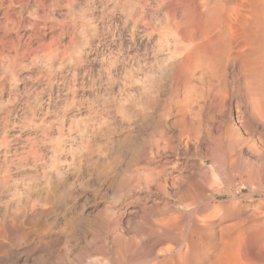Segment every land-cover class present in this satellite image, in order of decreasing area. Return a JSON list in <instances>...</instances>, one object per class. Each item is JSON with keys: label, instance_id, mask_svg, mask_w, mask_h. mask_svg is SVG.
<instances>
[{"label": "bare ground", "instance_id": "6f19581e", "mask_svg": "<svg viewBox=\"0 0 264 264\" xmlns=\"http://www.w3.org/2000/svg\"><path fill=\"white\" fill-rule=\"evenodd\" d=\"M19 1V2H18ZM28 1L29 0H10L9 1V3L8 4H6V2H5V0H0V43H3L2 45L3 46H0L1 47V49H0V58H2L3 56L4 57H6V59H8V61L10 62L11 60V63L12 62H17L16 63V65H14V63H9L8 64V66L7 65H5L4 67H7L6 69L7 70H11L12 68L14 69V67H25L26 68V66H28L29 64H27V63H24V61H25V57H27L28 55H31L33 52H35L36 50H39L40 48H38L37 47V45H35V44H33L31 41H28V39H29V37L26 39V41H24V43H22V41H21V39L23 38V34H20V33H16L15 32V30L20 26V23H24V21H23V13H24V9L26 8V7H29V5H30V3H28ZM44 1H46V0H33V5L31 6V7H33V12H29L30 14H32V15H34L33 13H34V11H37L41 6H43L44 5ZM54 0H51V2H49V3H52ZM57 1V0H56ZM60 1V0H59ZM91 1V0H90ZM108 1V0H107ZM106 1V2H107ZM124 1H126V0H124ZM130 1H132V0H130ZM136 0H133V3L135 2ZM155 1V0H154ZM159 1V0H158ZM157 1V2H158ZM55 2V1H54ZM65 3H66V1H64ZM99 2V1H98ZM109 2V1H108ZM111 2H112V0H111ZM120 2H121V4H122V0H113V7H118L119 6V4H120ZM129 2V0H127V2L126 3H128ZM137 2V1H136ZM151 1L150 0H142V2H141V0H139V2H137V4H136V6H139L138 8H139V10H136V9H129L130 10V13H131V11L132 12H134L133 10H135V11H137L136 13H135V18L133 17V15H131L130 13H129V10L127 9V12L132 16V18L133 19H135V20H133L134 22H132V30L134 31V29H136L137 28V24H138V22H139V20H143V22H144V24L146 23V26L147 25H149L150 26V24H151V22L150 21H148V20H146V21H148V23L145 21V19L148 17V16H146V18H145V14H147V13H149L148 12V7L149 6H151L152 4L150 3ZM20 4L21 6H20V10H15L14 9V6L16 7V6H18V5H15V4ZM47 3V2H46ZM49 3H47L48 5H49ZM60 3H63V0H61V2ZM60 3H58V4H60ZM68 3H69V1H68ZM71 3V2H70ZM69 3V4H70ZM130 3V5L131 4H133L132 2H129ZM129 3H128V6L130 7V5H129ZM125 4V3H124ZM157 4V3H156ZM46 5V4H45ZM55 5H57L56 3H55ZM63 5V4H62ZM71 5V4H70ZM123 5V4H122ZM127 5V4H126ZM160 5H161V7H164V12H162L161 13V17H160V19H159V28H157V27H151V29H148V31H149V33H147V32H145V31H147V30H143L145 33H147V34H149V35H151L152 37L154 36V35H159L160 36V38H161V41L159 42V43H163L164 42V44L165 43H167V47L166 48H162V49H160V50H162V51H158L159 53L161 52H165V51H167L166 49H168V47H169V41H173V44H172V42H171V44L172 45H174V47H173V49L174 50H170V51H173V52H171V53H173L172 55H168L166 52V55H164L165 57L164 58H162L159 62H158V64H157V62H155L154 60V62L157 64V65H155V66H157V69H156V71L154 70H152V69H155L154 68V66L152 67V71H149V69H148V72H152V73H150V74H148L146 77H144L146 80H145V82H146V84L145 83H143V84H145V85H143V88L141 89L142 90V93H141V95H140V97H141V101L140 100H138L139 102H135V103H139V106H141L140 104V102H142V105L145 107H143L144 109H147V108H151V107H153V108H155L156 107V103H157V101H158V98H159V95H158V93L157 92H159L160 90H162V88H163V86H164V83L165 82H163L164 80H166L167 81V83L169 84V86H168V84H166L167 86L166 87H169V88H167V90H168V92H166L165 93V95L166 96H164L165 98H166V100L164 99V101L162 102V103H164V104H162V106H160V111H161V114L159 115V118L157 119V117H155L157 120H155V121H151V123H152V125L150 126V124L148 123V122H150L149 121V118H151L150 117V115H151V113H150V111H148L147 112V110H146V112H144V109H142V108H140V110H136V107L134 106L135 105V103H133V102H131V103H133L134 105H133V107H132V109L135 107V110H131V109H129V111H128V109H127V105L125 104V105H123V102L121 103L122 104V106H120V107H116L115 105H113L111 102L110 103H108L109 102V96H108V98L109 99H107V97L105 96V94L107 95V93L108 92H110V91H108L109 90V87H108V85H109V83L108 82H110L109 80H108V77H106L107 76V74H106V76L104 77V79H106V80H108V85H106V87H108V89L106 90V91H108L107 93L106 92H103L104 90H105V88H103V94H101V93H99V94H101V96L102 97H104V98H102L101 99V96L99 97L102 101H104V99L106 98L107 99V101L105 100L104 101V103L106 102V108H107V105L108 104H111V107L112 106H115L116 108H117V110H116V108H115V110H116V113H117V111H118V113H120V116H121V118L122 119H120V120H122V121H124V119L126 118V117H129V118H126L125 119V122H126V120L127 119H129L130 121L132 120L133 121V119H130V117H132V118H134V117H136L137 116V118H138V116H140L141 117V120L144 122V120H146V119H148V122H144V123H146L145 124V126L147 125V123H148V125L150 126V129L152 130V133L153 132H157L158 134H159V138H158V143H153V144H155L156 145V149L155 150H153L154 149V146L152 147H150V145L152 144H150V143H145V142H139V143H137L136 142V144L134 145V147H132L133 149H132V151L134 150V152H132L131 154H133L134 153V155H135V161L137 162L136 164H138L139 166H138V169H137V172H138V174H135L136 172L135 171H133V172H135V173H133V174H135V175H137L138 176V180L140 179L139 177L141 176V171L142 170H148L147 172H149V176L147 175V173H143L142 175L144 176H148V177H146L147 179H148V181H149V186H148V189H149V191L150 192H152V185H154L155 184V186L156 187H164V188H169L170 189V191H173V188L176 186L175 185V181H174V169H176V168H178V175L180 176V178L177 180V181H179V180H181V181H183V182H189V181H192V183L194 184V185H196V186H198V187H200V185H202L203 183H206V182H208V180L206 181L204 178L206 177V176H208V177H210L209 176V172H212V173H218L219 175H223V173H225V171H224V169L225 168H223V159H225L226 158V156L227 155H229V154H231L229 157H231L232 156V154H233V152L235 153V152H237L236 151V149H238L239 147H236V143H234V141L236 140V136H237V134H239L241 131H239V126H240V124H245V123H251V124H253V126H255L254 127V129L257 127L258 129H261V131L263 130L264 131V100H260V99H262V98H264V96L261 98L260 96V92L262 91V90H259V91H257V88L255 87V85H254V83H256L254 80V76H256V78L258 77H263L264 78V0H160ZM159 5V6H160ZM51 6H53L52 4H51ZM64 6H65V4H64ZM67 6V5H66ZM125 6V5H124ZM127 6V7H128ZM135 6V7H136ZM43 7H45V6H43ZM43 7H41V8H43ZM50 7V6H49ZM53 7H57V8H59V7H61L62 8V6H53ZM112 7V11H114L113 9H115V8H113ZM120 7V6H119ZM134 7V8H135ZM156 7H157V9H155V10H160V9H158L159 7H158V5H156ZM160 7V8H161ZM30 8V7H29ZM60 8V9H61ZM102 8V7H101ZM125 7H123V9H124ZM133 8V7H132ZM45 9H47V8H45ZM122 9V8H121ZM125 9V10H126ZM146 9H147V11H146ZM152 9V8H151ZM162 9V8H161ZM41 10V9H40ZM49 10V9H48ZM106 10V9H105ZM154 10V9H153ZM153 10H151V11H153ZM51 11V10H50ZM61 11V10H60ZM124 11V10H123ZM150 11V10H149ZM40 11H38V13H39ZM44 12H45V10H44ZM47 12H49V11H47ZM57 12V11H56ZM59 12V11H58ZM122 12V11H121ZM147 12V13H146ZM154 12V11H153ZM161 12V11H160ZM159 11H158V13H160ZM37 13V12H36ZM35 13V15L36 16H38L37 14ZM50 13H52V12H50ZM49 13V14H50ZM53 13H54V10H53ZM60 13V12H59ZM79 13V12H78ZM115 13V12H114ZM45 14V13H44ZM48 13H46V15H47ZM133 14V13H132ZM154 14H156V12H154ZM46 15H45V17H46ZM52 15V14H51ZM124 15H125V13H124ZM129 15V17H131ZM150 15H151V17H153V15L150 13ZM25 16V15H24ZM53 16V15H52ZM154 16H156V15H154ZM39 17V16H38ZM49 17H50V15H49ZM48 17V18H49ZM54 17H55V15H54ZM126 17H127V14H126ZM128 18V17H127ZM131 18V19H132ZM154 18V17H153ZM150 19V18H149ZM156 19V18H155ZM24 20H25V18H24ZM28 20V19H27ZM150 20H152V19H150ZM154 20V19H153ZM153 20H152V23H154L153 22ZM26 21V20H25ZM29 21L30 20H28V23L26 24H23V26L24 27H27V26H29L30 27V24H29ZM84 21V20H83ZM130 21V20H129ZM128 21V22H129ZM69 22V21H68ZM75 22H77V21H75ZM87 22V21H86ZM126 22V21H125ZM141 22V21H140ZM143 22H141V23H143ZM150 22V23H149ZM155 22H156V20H155ZM30 23H31V21H30ZM79 23V22H78ZM84 23V22H83ZM83 23H80V24H82V26H80V28H77V29H82L81 27H84V26H86V25H84L83 26ZM89 23V22H88ZM87 23V24H88ZM131 23V22H130ZM157 23V22H156ZM19 24V25H18ZM29 24V25H28ZM32 24V23H31ZM77 24V23H76ZM79 24V25H80ZM33 26H34V24H32ZM31 25V26H32ZM79 25H77V26H79ZM89 25V24H88ZM92 25L93 24H91V30H92ZM131 25V24H130ZM143 25V24H142ZM153 25H155V24H153ZM74 26V25H73ZM95 26V25H94ZM149 26H148V28H149ZM24 27H23V29H24ZM89 27V26H88ZM103 27V26H102ZM22 28V27H21ZM33 28V27H32ZM138 28H139V26H138ZM137 28V29H138ZM147 28V27H146ZM27 29H28V27H27ZM30 29V28H29ZM66 29V28H65ZM69 29V28H68ZM68 29H66V30H68ZM76 28L74 27V30H75ZM89 28H87V30H88ZM131 29V28H130ZM18 30V29H17ZM85 30H86V28H85ZM140 30V28L138 29V31ZM58 31V30H57ZM69 31V30H68ZM83 31H84V28H83ZM143 31H142V33H143ZM13 32H15L16 33V36L15 37H12L10 34L11 33H13ZM20 32V31H19ZM25 32V31H24ZM29 32H30V30H29ZM79 32H82V30L81 31H79ZM86 32V31H85ZM90 32V31H89ZM95 32V31H94ZM141 32V31H140ZM26 33L28 34V32L26 31ZM32 33V32H31ZM83 33V32H82ZM82 33H81V35H82ZM87 33H88V31H87ZM91 33V32H90ZM132 33V32H131ZM145 33H143V34H145ZM33 34V33H32ZM35 34H36V32H35ZM34 34V37H39L40 36V34H36L35 35ZM76 34H78V33H75V35ZM133 34H135V32L133 33ZM15 35V34H14ZM30 34H28V36H29ZM80 35V36H81ZM42 36V35H41ZM54 36V35H53ZM86 36H87V34H86ZM159 36H158V38L157 39H159ZM8 37V38H7ZM30 37H31V35H30ZM33 37V36H32ZM72 37V36H71ZM75 37V36H74ZM73 37V38H74ZM82 37H84V33H83V36ZM132 37V39H133V36H131ZM135 37V36H134ZM156 37V36H155ZM155 37L153 38V39H155ZM26 38V37H25ZM41 38V37H40ZM43 38V37H42ZM42 38L40 39V40H42ZM76 38L77 37H75V40H76ZM88 38V37H87ZM86 38V39H87ZM91 38V37H90ZM6 39V41L8 40V43L6 42L5 43V40ZM31 39V38H30ZM29 39V40H30ZM34 39V38H33ZM83 39V38H82ZM86 39H84L83 41L84 42H87V40H89V38L86 40ZM156 39V40H157ZM40 40H38L39 41V43H42V42H40ZM53 39H51V41H52ZM21 41V42H20ZM38 41H36V42H38ZM43 41V40H42ZM50 41V40H49ZM72 41H74V40H72ZM77 41V40H76ZM75 41V42H76ZM91 41V40H90ZM134 42H135V40H133ZM133 41H131V42H133ZM139 41V40H138ZM17 42H19V43H21V45L23 44V46L21 47L22 49H20V48H18V46H16V44H17ZM44 42V41H43ZM52 42H54V41H52ZM74 42V43H75ZM78 42V41H77ZM76 42V43H77ZM158 41H156V44H159V43H157ZM6 44V45H5ZM7 44L8 45H10V46H7ZM33 44V45H32ZM55 44V42L53 43V45ZM85 43H83V45H84ZM148 44V43H147ZM152 44V43H151ZM34 45H35V47H34ZM41 44H39L38 46H40ZM42 45H45V42L42 44ZM46 45H48V44H46ZM45 45V46H46ZM86 45H88V42H87V44ZM162 45V44H161ZM19 46H20V44H19ZM44 46V47H45ZM56 51H60V47L58 48V46H59V44H57L56 43ZM75 46V45H74ZM79 46V45H78ZM77 45H76V47H78ZM159 46H160V44H159ZM163 46V45H162ZM161 46V47H162ZM36 47H37V49H36ZM41 48H42V46H40ZM52 46H49V48L47 49V50H49V51H47L48 53L50 52V48H51ZM55 48V47H54ZM54 48H52L53 50H54ZM57 48H58V50H57ZM80 48V47H79ZM79 48H77V49H79ZM156 48H159L157 45H156ZM170 48V47H169ZM73 49H75V47L73 48ZM81 49V48H80ZM54 50V51H55ZM82 50V49H81ZM81 50H79V51H81ZM169 50V49H168ZM54 51L52 52V55L51 54H49V55H51V56H53V53H54ZM76 53H78V50H74ZM38 52V51H37ZM50 52V53H51ZM63 51H61V53H62ZM74 52V53H75ZM168 52V51H167ZM36 53V52H35ZM35 53H33L32 54V56L34 55L35 56ZM47 53V54H48ZM55 53H57V52H55ZM127 53V52H126ZM158 53V54H159ZM169 53V52H168ZM109 54V53H108ZM164 54V53H163ZM57 55V54H56ZM110 55V54H109ZM162 55V54H161ZM33 56V57H34ZM38 56H40V55H38ZM37 56V57H38ZM60 56V55H59ZM59 56H57V57H59ZM29 57H31V56H28L27 57V59L29 58ZM33 57L32 58H29V59H33ZM37 57H34V59L32 60V63H34V61H37L38 59H37ZM41 57V56H40ZM47 57H48V55H47ZM50 57V56H49ZM48 57V58H49ZM62 57V56H61ZM64 57V56H63ZM63 57L61 58L62 60H63ZM113 58H115V56H112ZM42 59H45L46 58V56H45V58L44 57H41ZM41 58H40V60H41ZM51 58H56V56H53V57H50L49 58V60L48 59H45V61H43V60H41V61H43L44 62V65L46 66L47 64L45 63V62H50V59ZM65 58V57H64ZM78 58V57H77ZM99 58V57H98ZM4 59V58H3ZM27 59H26V61H27ZM0 60H2V59H0ZM18 60H20V62H18ZM47 60V61H46ZM61 60V61H62ZM69 60V59H68ZM111 60V59H110ZM113 60V59H112ZM116 60V59H115ZM25 61V62H26ZM39 61V60H38ZM40 61V62H41ZM53 61H55V59L53 60ZM125 61V60H124ZM40 62H38V63H40ZM51 62H52V60H51ZM51 62L48 64V67L47 68H49L50 70L51 69H53L54 68V66H52L54 63L52 62V64H51ZM57 62V61H56ZM59 62H60V59H59ZM58 62V63H59ZM153 62V63H154ZM0 63H2V62H0ZM65 63V62H64ZM70 64H71V61L69 62ZM111 63H113V62H110V66L112 65ZM139 63V62H138ZM36 64V63H35ZM35 64H33V65H35ZM57 64V63H56ZM115 64H117V62L116 63H114L113 65H115ZM128 64V63H127ZM19 65V66H18ZM39 65V64H38ZM42 65V64H41ZM44 65H42V68L41 69H43V67H44ZM60 65V64H59ZM64 65V64H63ZM74 65V64H73ZM77 65V64H76ZM106 65V64H105ZM112 65V66H113ZM136 65V64H135ZM14 66V67H13ZM31 66V65H30ZM29 66V67H30ZM57 66H58V64H57ZM67 66V65H66ZM65 66V67H66ZM112 66L111 67H109V64L107 65V70H108V67L110 68V69H112ZM116 66V65H115ZM125 66H126V62H125ZM125 66H124V68H125ZM137 66V65H136ZM34 67V66H33ZM40 67V66H39ZM55 67H56V65H55ZM60 66H58V68H59ZM75 67V66H74ZM114 67V66H113ZM128 67V66H127ZM127 67H126V69H127ZM133 67V66H132ZM17 68H15V70L17 71ZM62 68H64L62 65H61V68L60 69H62ZM76 68H78L77 66H76ZM87 68V67H86ZM129 68H130V66H129ZM134 68H136L135 66H134ZM5 69V68H4ZM24 69V68H23ZM28 69V67L26 68V70ZM31 69V68H30ZM40 69V70H41ZM45 70H46V67L44 68ZM59 69V70H60ZM74 69V68H73ZM115 69H116V67H115ZM133 69V68H132ZM137 69H138V67H137ZM139 69L141 70V68H140V66H139ZM138 69V70H139ZM20 70V69H19ZM22 70V69H21ZM49 70V71H50ZM106 70V72H109V71H107ZM129 70V69H128ZM134 70L135 69H133V71L132 70H130V72H134ZM16 71H13L12 70V72H13V75H15V77L14 78H16ZM24 71V70H23ZM43 71V70H42ZM51 71H53V72H55V69L54 70H51ZM58 71V70H57ZM62 71V70H61ZM111 71V70H110ZM116 71V70H115ZM118 71V70H117ZM137 71V70H136ZM134 72V74L135 73H137V72H139V71H137V72ZM145 72H147L146 70H144ZM2 72V71H1ZM3 72H4V70H3ZM3 72H2V74H3ZM40 72V71H39ZM45 72V71H44ZM44 72H43V74H44ZM77 72V71H76ZM145 72H144V74H145ZM147 72V73H148ZM6 73H8V74H10L9 72H7L6 71ZM19 73H20V71H19ZM18 73V74H19ZM41 73V72H40ZM46 73L49 75V76H47V77H50V74L48 73V71H46ZM51 73V72H50ZM61 73V72H60ZM74 73V72H73ZM115 73V72H114ZM118 73V72H117ZM126 73V72H125ZM129 72H127V74H128ZM1 74V75H2ZM17 74V75H18ZM52 74V73H51ZM56 74V73H55ZM54 74V75H55ZM63 74V73H62ZM112 74H113V70H112ZM116 74V73H115ZM119 74V73H118ZM118 74H116V75H118ZM133 74V73H132ZM133 74V75H134ZM138 74V73H137ZM252 74H254V75H252ZM0 75V79H1V76ZM7 75V74H6ZM45 75V74H44ZM75 75H76V73H75ZM74 74H73V77L72 78H74L73 80H77V78L75 79V76ZM82 75V74H81ZM129 75H130V73H129ZM146 75V74H145ZM145 75H143V76H145ZM4 76H5V73H4ZM8 76V75H7ZM10 76V75H9ZM38 76V75H37ZM57 76V75H56ZM62 76V75H61ZM98 76V75H97ZM109 76V75H108ZM113 76V75H112ZM127 76V75H126ZM10 77H12V74H11V76ZM20 77H21V75H20ZM32 77V76H31ZM31 77H28V78H31ZM45 79H46V77L45 76H43ZM42 77V78H43ZM63 77V76H62ZM111 77V76H110ZM115 77V76H114ZM114 77H111L113 80H114ZM135 77V76H134ZM138 76H136V78H137ZM14 78L13 79H10V80H14ZM34 78V77H33ZM32 78V79H33ZM39 78V77H38ZM37 78V79H38ZM130 78H132V77H130ZM140 78V77H139ZM139 78H137V79H139ZM17 79H19V76H18V78ZM16 79V80H17ZM62 79V78H61ZM103 79V80H104ZM110 79V78H109ZM112 79H110V80H112ZM115 79H116V77H115ZM133 80H134V78H132ZM262 79V78H261ZM2 80V79H1ZM4 80V79H3ZM16 80H14V81H16ZM33 80H35V79H33ZM41 80V79H40ZM48 80V79H47ZM46 80V81H47ZM62 80H64L65 81V79H62ZM69 80V79H68ZM80 80V79H79ZM102 80V81H103ZM105 80V81H106ZM140 80V79H139ZM258 80V79H257ZM5 81V80H4ZM13 81V82H14ZM105 81H103L104 83H106ZM115 82H116V80H114ZM259 81V80H258ZM1 82V81H0ZM16 82H18V81H16ZM20 82V81H19ZM73 82V81H72ZM77 82V81H76ZM103 82H101V83H103ZM134 82V81H133ZM139 82V81H138ZM263 82L264 81H262V84H263ZM15 83V82H14ZM48 83V82H47ZM52 83V82H51ZM50 83V84H51ZM96 83V82H95ZM1 84H4V83H1ZM17 84V83H16ZM49 84V83H48ZM98 84V83H97ZM97 84H95V85H97ZM99 84H100V82H99ZM112 84V83H111ZM113 84H114V82H113ZM135 84H137V83H135ZM258 84H260L261 85V83H259L258 82ZM7 85V84H6ZM53 85V84H52ZM51 85V86H52ZM74 85V87L77 85H75V83L74 84H72V86ZM102 85V84H101ZM100 85V86H101ZM141 85V86H142ZM3 86V85H2ZM109 86H111V85H109ZM123 86V85H122ZM121 86V87H122ZM125 86V85H124ZM123 86V87H124ZM140 86V87H141ZM256 86H259V85H256ZM263 87H264V85H262ZM261 86V87H262ZM14 87H15V84H14ZM33 87V86H32ZM96 87V86H95ZM102 87V86H101ZM105 87V86H104ZM120 87V88H121ZM122 87V88H123ZM139 87V88H140ZM260 87V86H259ZM262 87V88H263ZM16 88H18V87H16ZM76 88H77V86H76ZM98 88V87H97ZM112 88V87H111ZM110 88V89H111ZM120 88H118L119 90H120ZM261 88V89H262ZM3 89H4V87H3ZM2 89V90H3ZM26 89V88H25ZM49 89V88H48ZM71 89H73L72 91H74V89L75 88H71ZM71 89H70V91H71ZM114 89V88H113ZM17 90V89H16ZM28 90H29V88H28ZM31 90V89H30ZM67 90V89H66ZM96 90V89H95ZM100 90V89H99ZM122 91H123V89H121ZM136 90V89H135ZM140 90V91H141ZM1 91V90H0ZM15 91V90H14ZM18 91V90H17ZM64 91V90H63ZM76 91V90H75ZM112 91V90H111ZM114 91V90H113ZM40 92V91H39ZM42 92V91H41ZM50 92H51V90H50ZM49 92V93H50ZM57 92H59V91H57ZM56 92V94H60V93H57ZM77 92V91H76ZM95 92V91H94ZM98 92V91H97ZM100 92V91H99ZM161 93H163V91H160ZM259 92V93H258ZM2 93V92H1ZM19 93V92H18ZM25 93H27V95L29 94L27 91L25 92ZM67 93H68V90H67ZM66 93V94H67ZM75 93V92H74ZM112 93V92H111ZM119 93L121 94V92H118V95H119ZM124 93V91L122 92V94ZM133 93V92H132ZM132 93L130 92V93H124V94H129V96H130V100L132 99L131 98V96H134V95H132ZM134 93H137V90H136V92H134ZM133 93V94H134ZM264 92H261V94H263ZM17 94V93H16ZM32 94V93H31ZM36 94V93H35ZM35 94L34 95H28V98L29 99H31L32 98V96L34 97L35 96ZM39 93H37V95H36V98H37V96H39L38 95ZM66 94H65V97H70V96H66ZM69 94V93H68ZM67 94V95H68ZM113 95H115V94H117V93H112ZM111 94V95H112ZM121 94V95H122ZM131 94V95H130ZM19 95V94H18ZM26 95V94H25ZM41 95V94H40ZM62 95V94H61ZM60 95V96H61ZM64 95V94H63ZM77 95H78V93H77ZM109 95V94H108ZM139 94H137L136 96H138ZM162 95V94H161ZM57 96H59V95H57ZM75 96H76V93H75ZM75 96L73 95L72 97H74L73 98V100L72 101H70V103L69 104H67L66 106H65V104L63 103V105H64V108L66 109V111H68L67 110V108L69 109L70 107H72L74 104H77V103H75ZM85 96V95H84ZM88 96V95H87ZM123 96V95H122ZM122 96H119V98H118V100H120V102H121V98H123ZM127 96V95H126ZM17 97H19V96H17ZM91 97V96H90ZM90 97L89 98H86V100H90ZM93 97H94V94H93ZM93 97H92V99H93ZM97 97V96H96ZM97 97V98H98ZM111 97V99H113V96H110ZM116 97H118V96H116ZM128 97V96H127ZM126 97V98H127ZM163 97V96H162ZM15 98V97H14ZM27 100H28V98L27 97H25ZM54 98V97H53ZM61 98H62V96H61ZM77 99L78 98H80V97H76ZM85 98V97H84ZM96 98V99H97ZM98 98V99H99ZM135 98V97H134ZM260 98V99H259ZM65 99V100H64ZM63 99V101H65L66 102V98H64ZM69 99V98H68ZM76 99V100H77ZM82 99V98H81ZM123 99H125V98H123ZM122 99V100H123ZM128 99H129V97H128ZM138 99H139V96H138ZM15 100V99H14ZM27 100H25V104H27ZM36 100V99H35ZM42 100H43V98H42ZM69 100H71V99H69ZM79 100V99H78ZM77 100V101H78ZM85 100V99H84ZM83 100V101H84ZM126 100V99H125ZM124 100V101H125ZM136 100H137V97H136ZM17 101H19V99L17 100ZM31 101V100H30ZM37 101H38V99H37ZM36 101V102H37ZM47 101V100H46ZM68 101V100H67ZM80 101V100H79ZM83 101H81V102H78V103H83ZM95 101V100H94ZM100 101V100H99ZM112 101V100H111ZM128 101V100H127ZM132 101H133V99H132ZM35 102V103H36ZM42 102V101H41ZM45 102V101H44ZM53 102V101H52ZM69 102V101H68ZM97 102H98V100H97ZM113 102V101H112ZM119 102V101H118ZM120 102H119V104H120ZM126 102V101H125ZM32 104L31 102H28V104ZM90 103V102H89ZM88 103V104H89ZM93 101H92V105H87V108L86 107H84V108H86L85 109V112H80L79 114V118H77L76 117V112H77V109H81V108H77L76 109V112L74 113V115H75V118H77V119H72V118H69L68 116V118L69 119H72L74 122H73V124L75 123V121H80V125L82 126V124H83V126H82V128L84 129V132L86 131V133H84L85 135L87 134V136H88V138H91V139H86L85 140V138H84V140H85V142L82 140V139H80V138H78L77 136H75V138L77 137L78 139H80L81 141H82V145H81V147H77V145L79 144L78 143V141H80V140H78L77 139V143L78 144H74V147L76 146L77 147V149L79 150H75L74 149V147H72L74 150H72L71 148V150L74 152V153H76L75 155H76V161L78 160V162H79V164L80 165H82V164H84L85 165V167L86 166H91V165H93L94 164V166L93 167H95V165H96V163L99 161V160H103V157L105 158V157H110V156H112L111 157V159H110V161L108 160V158H107V160L108 161H106L107 162V164L105 165V163H104V169H103V174H104V176L102 175V177H104L105 179L107 178V181H109L111 178H112V176H111V174L113 173V171H114V168H115V165H116V163H118V162H120L119 160L120 159H124V157L123 158H121L122 156H123V153H124V146L126 145V143H127V141L130 139V136L132 137L134 134H132L131 132H134V130H135V127L138 125V123H135L134 121V123L133 124H137L136 126L134 125V126H132V124H128V122H127V129H130V130H128L129 131V133H131L132 135H123V134H126V133H123L122 132V130L121 129H123V128H125L126 126H125V124L123 125V126H125V127H123V128H121V126H114L115 127V129H114V127L112 128V130L114 129L115 131V134H119V138L120 139H118V137H116L115 139H117V140H114V141H111V139L110 138H108L107 136V138L108 139H110V140H108V139H106V140H108V141H99L98 142V140H97V138H98V136H100L101 134H102V136H100V138L101 137H104L103 136V133L107 130V127L109 126H107L106 125V123L105 122H108L107 124H110L112 121L111 120H113V118H111V119H109V117H111L110 116V114H109V112H107V113H104L105 112V110H106V108H105V106L104 107H102V105H101V107L103 108V109H100L101 107L99 106V109H98V106L97 105H100V104H98V103H96V101H95V103H96V106H97V108H96V106H94L93 105ZM94 103V104H95ZM100 103V102H99ZM104 103H102V104H104ZM113 103H115L116 104V102L114 101ZM127 103V102H126ZM128 103H130L129 101H128ZM41 104V103H40ZM119 104H117V106H119ZM1 105V104H0ZM33 105V104H32ZM45 105H46V103H45ZM54 105V104H53ZM60 105V104H59ZM77 105H79V104H77ZM85 104L83 105V106H86ZM129 105V104H128ZM23 106V105H22ZM21 106V107H22ZM34 106H35V104H34ZM33 106V107H34ZM37 106V105H36ZM40 106V105H39ZM39 106H37V108L39 107ZM56 106V105H55ZM54 106V107H55ZM62 106V105H61ZM61 106L59 107V109H62L61 108ZM81 106V105H80ZM79 106V107H80ZM109 106V105H108ZM124 106H126L125 108H124ZM129 106H131V105H129ZM23 107H26L25 105L23 106ZM22 107V108H23ZM33 107H29V106H27L26 107V109H23L22 111H23V113H21L22 115H23V117H21V115L19 116V117H21L22 119H21V121L23 120V125H21V123H19V125H21L22 126V129L23 128H26L25 126H24V124L26 125L27 124V126H28V128H29V125H31V123H32V121H33V118L34 117H36V115L38 114L37 112H36V108L35 109H32ZM58 107V106H57ZM63 107V106H62ZM74 107V106H73ZM77 107V106H76ZM110 107V106H109ZM110 107V108H111ZM20 108V107H19ZM18 108V109H19ZM53 108V107H52ZM52 108H51V106H50V102L48 103V105H47V107L45 108V109H41V111L42 110H44V112L42 113L41 111H39V112H41L40 114H41V116H42V119H41V124H38V123H34L35 125H39V127H38V129L39 130H41L42 132V134H43V136L42 135H40V136H42V137H44L45 139H46V137L47 138H49L50 136H52L55 132L58 134L59 133V135H60V132H61V128H58V127H62L63 125H64V123L65 122H63V121H65V120H62V119H65V117H66V115L65 114H61V116H59L58 115V117H59V121H61V122H58V124L57 125H60V126H56L57 128H58V132L57 131H53V133H52V127H54V125H56V124H53L54 123V121H56V119H53V120H51L50 118V120L49 119H47L48 118V116L49 115H51V113H53V111L54 110H52ZM56 108V107H55ZM55 108H53V109H55ZM105 108V109H104ZM113 108V107H112ZM112 108H111V111H113V113H115L114 111L115 110H112ZM131 108V107H130ZM21 109V108H20ZM58 109V108H57ZM58 109V110H59ZM71 109V108H70ZM139 109V108H138ZM35 110V111H34ZM72 110V109H71ZM103 110H104V112H103ZM109 110V109H108ZM108 110H106V111H108ZM130 110H131V112H130ZM74 111V110H73ZM82 111V110H81ZM35 112L37 113V114H35ZM62 112V111H61ZM61 112H59V113H61ZM18 113V112H17ZM56 113H58V112H56ZM58 113V114H59ZM67 113V112H66ZM69 113V112H68ZM78 113V112H77ZM115 113V114H116ZM39 114V115H40ZM43 114V115H42ZM105 114V115H104ZM155 114V113H154ZM72 115V114H71ZM114 115V114H113ZM16 116H17V114H16ZM56 116V115H55ZM55 116H54V118H55ZM3 117V116H2ZM18 117V116H17ZM38 117V116H37ZM40 117V116H39ZM66 117V118H67ZM114 118L116 117V115L115 116H113ZM119 117V116H118ZM52 118V117H51ZM57 118V117H56ZM101 119L102 120V122H103V124L101 123L100 124V120L98 121L97 119ZM106 118L108 119V121L106 120ZM38 119V118H37ZM68 119V120H69ZM94 119H96L97 120V122H99V124H100V126H103V125H105V126H107L106 127V130L103 132V133H101V129H100V131H97V132H100L101 134H98V133H96V130L98 129L99 130V128L97 127V128H95V126H94V128L96 129V130H94L93 129V127H92V129H90L91 127H89V126H91L92 124H95L96 126H97V122L96 123H91L90 122V125L87 127V123L89 122V121H93ZM117 119V118H116ZM115 119V120H116ZM136 119V118H135ZM134 119V120H135ZM47 120H49V122H52V126H51V124H49L48 122L46 123V121ZM71 120V121H72ZM95 120V121H96ZM111 122H110V121ZM129 120H127V121H129ZM136 120H138V119H136ZM153 120V119H152ZM20 121V120H19ZM35 121H37L36 119H35ZM39 121H40V119H39ZM38 121V122H39ZM118 121V123H116V121H113L112 122V126L114 125L113 123L115 122L116 123V125L117 124H119V120H117ZM121 121V122H122ZM130 121H129V123H130ZM131 121V122H132ZM139 121V120H138ZM57 122V121H56ZM63 122V124H62V126H61V124H59V123H62ZM77 122H76V125H77ZM81 122H83V123H81ZM110 122V123H109ZM124 122V123H125ZM71 124H72V122H70ZM33 124V123H32ZM79 124H78V126H79ZM123 124V123H122ZM139 124H141V122L139 123ZM143 124V123H142ZM84 125H85V128H84ZM120 125V124H119ZM246 125V124H245ZM248 125V124H247ZM250 125V124H249ZM21 126H19L20 128H21ZM24 126V127H23ZM32 126H34V125H32ZM32 126H30V127H32ZM77 126V128L78 129H75V130H80V128ZM80 126V127H81ZM99 126V127H100ZM129 126V127H128ZM140 125H138V127H139ZM143 126V125H142ZM252 126V125H251ZM65 127V126H64ZM104 127V126H103ZM110 127V126H109ZM108 127V128H109ZM34 128V127H33ZM71 127H69V129H70ZM102 128V127H101ZM137 128V127H136ZM141 128V127H140ZM140 128H138V129H140ZM253 128V127H252ZM257 128H256V130H257ZM36 129V128H35ZM37 129V130H38ZM69 129H67V130H69ZM82 129V130H83ZM142 129V128H141ZM19 130V129H18ZM24 130V129H23ZM28 130H30V128L28 129ZM57 130V129H56ZM74 130V128L71 130V131H73ZM111 129L109 130H107V132L108 131H112ZM124 130H126V129H124ZM143 130V129H142ZM141 130V131H142ZM64 131H65V128H64ZM64 131H62V132H64ZM102 131H103V129H102ZM238 131H239V133H238ZM249 131V130H248ZM259 131V130H258ZM61 132V133H62ZM74 132V131H73ZM106 132V133H107ZM114 132H112L111 133V135H112V138H113V136H114ZM18 133V132H17ZM16 133V134H17ZM20 133H21V131H20ZM38 133V132H37ZM37 133H35L36 135H37ZM40 133V134H41ZM50 133H52V135L50 134ZM55 133V134H56ZM65 133V132H64ZM78 132H76V134H77ZM82 133V132H81ZM89 133H90V135H89ZM123 133V134H122ZM151 133V132H150ZM260 133H262V132H260ZM19 134V133H18ZM17 134V135H18ZM22 134V133H21ZM21 134H19L18 135V138H20L22 135ZM49 134H50V136H49ZM66 134V133H65ZM65 134H63V136L65 135ZM70 134H71V132H70ZM73 134H75V132L73 133ZM75 134V135H76ZM79 134H80V132H79ZM83 134V135H84ZM105 134V133H104ZM110 134V133H109ZM108 134V135H109ZM136 134H138V132L136 133ZM135 134V135H136ZM264 134V133H263ZM5 135V134H4ZM16 135V136H17ZM21 135V136H20ZM96 135H98L97 137H96ZM106 135V134H105ZM121 135H123L122 136V138H121ZM38 136H39V134H38ZM55 136V135H54ZM54 136H52V139H53V137ZM61 136H62V134H61ZM59 137V136H56L55 138H57L58 137V139H60V138H63V137ZM67 136V135H66ZM73 136V135H72ZM71 136V137H72ZM81 136V135H80ZM79 136V137H80ZM91 136V137H90ZM144 136H146V135H144ZM154 136V135H153ZM15 137V136H14ZM23 137V136H22ZM21 137V139H23ZM31 137V136H30ZM35 137V136H34ZM37 137V136H36ZM65 137V136H64ZM68 137V136H67ZM84 137V136H83ZM148 137H149V135H148ZM148 137H146V138H148ZM151 138H152V140L154 139L155 140V138L154 137H152V136H150ZM149 137V138H150ZM157 137V136H156ZM238 138L239 137H241L240 135L239 136H237ZM69 138H70V135H69ZM75 138H73L72 137V139H71V143L74 141V139ZM136 138H137V136H136ZM141 138H144L143 136L141 137ZM263 138H264V136H263ZM6 139V138H5ZM20 139V140H21ZM52 139L50 140V138H49V140L52 142ZM57 139V140H58ZM114 139V138H113ZM134 139V138H133ZM140 139V138H139ZM138 138H137V140H139ZM18 140V139H17ZM19 140V141H20ZM25 142L24 141H22L23 143L20 145V143L18 144V145H20L19 147H16V148H13L14 149V151H13V153H11V151H9L7 148H9L10 147V145H9V147H7L8 145H6V153L5 154H8L9 155V153L12 155H14V156H12V157H14L13 159H12V157L10 158V159H8L7 157H5V159H6V162H5V164H4V166H2V168L4 169L3 171H4V173H5V175H4V182L5 183H7L9 180L8 179H10V178H8V177H11L10 176V171H12V169H11V165H17L18 167L20 166H22L23 167V165L25 164L26 166V168L27 167H30V166H28L30 163H28V162H30V158H32L33 160H32V162H38V160L40 159H44L45 158V156H46V154H45V156H44V154H43V151H45L46 149H44V150H42L43 148H42V144H43V142H44V144L46 145V143L45 142H48V140L46 141H44V139H39L38 137L37 138H29V137H27V138H25ZM61 140V139H60ZM66 140H68L66 137H65V141ZM73 140V141H72ZM101 140V139H100ZM103 140H105V139H103ZM136 140V141H137ZM241 140V139H240ZM81 141H80V143H81ZM130 141V140H129ZM131 141H132V139H131ZM141 141V140H140ZM144 141V140H143ZM148 141V140H147ZM156 141V140H155ZM5 142L6 141H4V144H5ZM86 143V145L84 144V143ZM134 142H135V139H134ZM152 142V141H151ZM252 142V141H251ZM255 142V141H254ZM3 143V142H2ZM17 143V142H16ZM59 144V140H58V142H55V145H58ZM63 142H61V144H62ZM65 143H67V141L65 142ZM76 143V142H75ZM130 143V142H129ZM3 144V145H4ZM9 144V143H8ZM52 144H54V143H52ZM69 144H70V141H69ZM109 144H113V147L114 148H112V150H111V147H109ZM150 144V145H149ZM236 144V145H235ZM2 145V146H3ZM16 145V144H15ZM55 145H53V147L55 146ZM71 145V144H70ZM70 145H68V146H70ZM91 145V146H90ZM110 145V146H111ZM59 146V145H58ZM57 146V147H58ZM65 146L66 145H64V148H65ZM71 146H73V145H71ZM5 147V146H4ZM43 147H45L44 145H43ZM57 147H55V148H57ZM75 147V148H76ZM126 147H127V145H126ZM125 147V148H126ZM59 148V147H58ZM63 147L60 145V149H62ZM68 148V147H67ZM67 148H65V149H62V150H64L63 152H61L60 154H62V153H64V154H66V155H68L67 153ZM128 148H129V146H128ZM10 149V148H9ZM12 149V150H13ZM113 149H115V151L114 152H112L113 154L111 155V152L110 151H113ZM240 149V148H239ZM238 149V150H239ZM243 149H245V148H243ZM250 148H248V150H249ZM253 149V148H252ZM11 150V149H10ZM53 150H55V149H53ZM55 151H57V149L55 150ZM54 151V152H55ZM75 151H77V152H75ZM131 150H129V152H130ZM54 152H53V154H54ZM71 152V151H70ZM73 152H71V155H72V153ZM128 152V151H127ZM241 152H242V150H241ZM243 152H245V151H243ZM242 152V153H243ZM251 152H253L252 150H251ZM45 153V152H44ZM58 153H59V150H58ZM57 153V154H58ZM78 153V154H77ZM4 154V155H5ZM56 154V153H55ZM55 154H54V156H55ZM168 155V156H166L164 159H163V162L161 161V165H160V168L161 169H156L155 168V166H153L154 164V158H156V157H159L160 155ZM193 155V158L195 157V159H196V162H194V163H190L188 160H187V155ZM69 155H70V153H69ZM133 155V156H134ZM148 155L150 156V158L152 159V160H150V161H148V162H146L145 161V163L144 164H141L140 165V163H142V160L144 161L145 159H144V157L145 156H147L148 157ZM233 155H235V154H233ZM238 154L236 153V155H235V157L237 156ZM240 155V154H239ZM246 155V154H245ZM249 155H251V154H249ZM42 156H44V158H41ZM54 156H53V158H54ZM58 156V155H57ZM72 156H74V155H72ZM71 156V157H72ZM131 156V155H130ZM242 156V155H241ZM244 156V155H243ZM254 156V155H253ZM10 157V156H9ZM61 157H63V156H61ZM67 157V156H66ZM69 157V156H68ZM100 157H102V159H100ZM189 157V156H188ZM234 157V159H236V161H237V159L238 158H235ZM237 157H239V156H237ZM39 158V159H38ZM65 158V157H64ZM191 158V157H190ZM228 158V157H227ZM232 158V157H231ZM240 158V157H239ZM242 158H245V157H242ZM246 158H248V157H246ZM34 159H35V161H34ZM46 159V158H45ZM60 159V158H59ZM59 159H58V161H59ZM62 159V158H61ZM61 159H60V164H61ZM73 159V158H72ZM106 159V158H105ZM131 159V158H130ZM154 159V160H153ZM158 159V158H157ZM156 159V160H157ZM207 159H210L211 161H212V163H211V167H209V166H207L206 165V161H208ZM230 159V158H229ZM233 159V160H234ZM65 160H67L66 158H65ZM70 160H71V158H70ZM74 160V159H73ZM122 160H121V162H122ZM124 160H126V158L124 159ZM123 160V161H124ZM148 160V159H147ZM228 160V159H227ZM241 160V159H240ZM239 160V161H240ZM243 160V159H242ZM248 160V159H247ZM246 159H245V161H247ZM47 161V160H46ZM55 161H57V160H55ZM72 161V160H71ZM100 161V162H101ZM129 161V160H128ZM135 161H133L132 160V162L134 163ZM244 161V160H243ZM242 161V162H243ZM244 161V162H245ZM35 162V163H36ZM44 162V161H43ZM43 162H41L42 164H40V165H44V164H46L47 162H45V163H43ZM63 162V161H62ZM70 162V161H69ZM75 162V161H74ZM73 162V163H74ZM120 162V163H121ZM131 162V163H132ZM157 162V164L159 163V161H156ZM230 162H232L231 160H230ZM243 162V165L242 166H244V168L245 167H250L249 165L248 166H245L244 164H246V163H244ZM40 163V162H39ZM39 163H38V165H39ZM57 162H55V163H53V161H52V163L51 164H56ZM64 163H65V165L67 166V164L69 165V167L68 168H70V164L67 162L66 163V161H64ZM63 163V164H64ZM72 163V164H73ZM103 163V162H102ZM250 163V162H249ZM37 164V163H36ZM58 164H59V162H58ZM99 164V163H98ZM135 164V163H134ZM156 164V163H155ZM156 164V166H159V164L157 165ZM232 164V163H231ZM241 164V163H240ZM239 164V165H240ZM251 164H253V163H251ZM31 165H32V163H31ZM48 164H46V166H47ZM50 165V164H49ZM48 165V166H49ZM62 165V164H61ZM64 165V166H65ZM78 165V164H77ZM128 165H129V162H128ZM227 165H228V163H227ZM247 165V164H246ZM32 166H34V163H33V165ZM36 166V165H35ZM47 166V168H49ZM55 166H57V165H55ZM98 166V165H97ZM133 166V165H132ZM238 166V165H237ZM40 167V166H39ZM42 167V169H43V167L44 166H41ZM61 167V166H60ZM67 167H65L66 169H67ZM73 167H75V168H77L76 166H74L73 165ZM99 167V166H98ZM118 167V166H117ZM117 167H116V169H117ZM134 167V166H133ZM132 167V168H133ZM227 167V166H226ZM229 167V166H228ZM34 168H36V167H34ZM52 168V167H51ZM50 168V169H51ZM53 168H54V166H53ZM63 168V167H62ZM71 168H72V166H71ZM70 168V169H71ZM74 168V169H75ZM88 169L90 168V167H87ZM101 168V167H100ZM99 168V171L103 168H101L100 169ZM129 168H131L130 166H129ZM137 168V167H136ZM193 168H195V170H196V172L195 173H192L191 171H192V169ZM233 168V167H232ZM251 168V167H250ZM254 167H252V169H253ZM18 169V168H17ZM74 169H72V170H74ZM91 170H92V168H90ZM227 169H230V168H226V170ZM233 169H235V168H233ZM237 169H239V168H237ZM252 169H250V171L252 170ZM18 170H20V169H18ZM24 170H25V168H24ZM30 169H28L27 171H29ZM46 170V169H45ZM45 170H42L40 173H42L43 171H45ZM72 170H70V172L72 171ZM76 170V169H75ZM74 170V171H75ZM82 170V169H81ZM85 171H86V169H84ZM91 170H88V172H87V175L86 176H88V178H90V177H92V176H90L91 174L90 173H94V172H92ZM96 170H98V169H96ZM125 170H126V168H125ZM131 170V172H132V169H130ZM246 169H244V171H245ZM247 170H249L248 168H247ZM254 170V172L256 173L257 172V169L255 170V169H253ZM3 171H2V173H3ZM23 171V170H22ZM38 171V169L36 170V172ZM49 171L50 170H48V172L46 173V171L45 172H43L44 174L42 175V176H40L39 174V176L43 179H41L43 182H44V184L46 185V186H44L43 187V184H41V182H40V180H39V182H40V185L43 187V188H41V189H39V188H37V189H39V190H36V191H38L36 194H35V198L34 199H31V191L32 190H34V189H36V185H33V183L32 182H28L26 185H28V184H30V183H32V184H30V185H28V187H26L27 189H25L24 191L25 192H22V191H20V187L24 184H22L18 189V191H20V193L22 192L23 194H21V196L22 195H24L25 194V196H24V206L22 205L23 203H21V205L22 206H17V209H14V212L13 211H11V212H13V213H9L8 214V211H7V208H8V206H6L5 208H6V210H5V213H3V220L1 219V221H2V227H1V230H0V237L2 236L3 237V240L1 239L0 240V259H2V258H6V256H8L9 254H11L12 252H17V255L15 254V257L19 260L20 258H21V256L22 255H25L24 257H25V259H24V262H28V261H30V259L31 258H33L34 260L35 259H42V258H44L45 259V254L44 253H46V252H48V251H45V249L47 250L51 245H55V243H58L59 241H61V239L63 240V238L65 237V238H73V237H77V235H78V231H79V228H81V226H83L82 224H83V222L88 218L89 219V217H91L92 216V214H94V212H93V210L91 209V208H89V206L87 207L83 202H81V203H83L84 205H80L79 203L78 204H76V206L75 207H73L72 205V207L70 208V209H68L67 207V209H63V210H61L60 208H59V206L61 205H65V204H67V202H69L71 199H72V197H73V191L71 190V188H72V184L71 185H68L67 186V177H69V176H67L68 174H66L67 172H66V170L64 171V168L61 170V168L59 169V167H55L52 171H50V172H52V173H49ZM78 171H79V173L81 172L80 170H79V168H78ZM83 171V170H82ZM85 171H83L82 173L83 174H85ZM89 171H91V172H89ZM143 171V172H144ZM194 171V170H193ZM230 171V170H229ZM235 171V170H234ZM241 171L243 172V170H241L240 169V172L239 173H241ZM250 171H248V172H250ZM100 172H102V170L100 171ZM130 172V175L132 174ZM227 172H228V170H227ZM238 172V171H237ZM253 171H251L250 173H252ZM3 173V174H4ZM28 173H30V172H28ZM72 173V172H71ZM71 173H70V175H71ZM74 173V172H73ZM78 173V172H77ZM212 173H210V174H212ZM255 173H253V174H255ZM75 174H76V172H75ZM125 174V173H124ZM243 174V173H242ZM33 174H29V176H32ZM37 175V174H36ZM81 175V174H80ZM99 175V174H98ZM112 175H114V174H112ZM123 175V174H122ZM126 175V174H125ZM176 175V174H175ZM252 175V174H251ZM251 175H249V176H251ZM256 175H259V172L257 173V174H255L254 176H256ZM3 176V175H2ZM22 176V175H21ZM25 176H28L27 174H25ZM36 179H37V177L35 176V175H33ZM38 176V177H39ZM90 176V177H89ZM101 176V175H100ZM133 176V175H132ZM142 176V177H143ZM24 177V176H23ZM22 177V178H23ZM39 177V178H40ZM72 177V176H71ZM74 177V176H73ZM77 177H79V180H80V177L81 176H77ZM127 177V175L126 176H124V177H122V178H120V180H119V182L116 184V186H115V189L117 190V191H119V190H123L124 188H127V187H130V185H129V181H128V178H126ZM253 177V176H252ZM252 177H251V179H252ZM256 177H259V176H256ZM255 177V178H256ZM1 179H2V177H0ZM30 179L32 178V177H29ZM35 178H34V180H35ZM84 178H86V177H84ZM132 179H134V177H131ZM136 178V177H135ZM24 179H26V178H24ZM70 179V178H69ZM83 179V178H82ZM81 179V180H82ZM253 179H254V177H253ZM252 179V180H253ZM6 180H8L7 182H6ZM33 180V179H32ZM75 180V179H74ZM79 180H77V181H79ZM88 180V179H87ZM146 180V179H145ZM246 180V179H245ZM10 181H12L11 179H10ZM24 181V180H23ZM29 181H31V180H29ZM70 181V180H69ZM82 181H85V180H82ZM111 181V180H110ZM135 181V180H134ZM148 181H146V182H148ZM174 181V182H173ZM241 181V180H240ZM13 182H17V181H13ZM19 182V181H18ZM17 182V183H18ZM35 182V181H34ZM73 182V181H72ZM89 182V181H88ZM131 182H132V180H131ZM0 183H2V182H0ZM5 183H2V185H5ZM16 183V184H17ZM68 183H70V182H68ZM75 183V182H74ZM73 183V184H74ZM77 183V182H76ZM75 183V184H76ZM135 183V182H134ZM133 183V184H134ZM209 183H210V181H209ZM218 183V182H217ZM10 184V182L8 183V185ZM85 184V183H84ZM143 184V183H142ZM146 184V183H145ZM148 184V183H147ZM254 184V183H253ZM2 185H0L1 187L0 188H2ZM7 185V186H8ZM18 185V184H17ZM39 184H37V186H38ZM39 185V186H40ZM89 185V184H88ZM109 185V184H108ZM132 185V184H131ZM137 185V184H136ZM141 185V184H140ZM205 185V184H204ZM40 186V187H41ZM69 186H71V188L69 187ZM133 186V185H132ZM139 186V185H138ZM203 186V185H202ZM5 186H3V188H4ZM15 187V186H14ZM24 187V188H25ZM80 187V186H79ZM135 187V186H134ZM193 187V186H192ZM6 188V187H5ZM4 188V189H5ZM23 188V187H22ZM21 188V189H22ZM23 188V189H24ZM73 188H75L74 187V185H73ZM78 188V187H77ZM113 188V187H112ZM136 188V187H135ZM141 188V187H140ZM139 188V189H140ZM22 189V190H23ZM84 189V188H83ZM128 189V188H127ZM126 189V190H127ZM132 189H133V187H132ZM131 189V190H132ZM137 189V188H136ZM162 189V188H161ZM1 190V189H0ZM3 190V189H2ZM1 190V192H3ZM6 190V189H5ZM15 190H17V189H15ZM165 190V189H164ZM18 191H15V192H18ZM168 190H165V193H168L169 194V191L167 192ZM0 192V194H2ZM9 192V191H8ZM125 192V191H124ZM138 192V191H137ZM155 192H157V191H155ZM19 193V192H18ZM17 193V194H18ZM118 193V192H117ZM122 193V191L119 193V194H121ZM164 193V194H165ZM174 193V192H173ZM202 193H204V192H202ZM31 194V195H30ZM74 194H75V191H74ZM84 194V193H83ZM123 194V193H122ZM126 194H128V192L126 191V193L124 194V195H126ZM4 195V194H3ZM9 195V194H8ZM14 195V194H13ZM16 195V194H15ZM19 195V194H18ZM138 195V194H137ZM166 195V194H165ZM188 195V190L187 189H185L183 192H182V197H184V196H187ZM80 196V195H79ZM82 196V195H81ZM86 196H89V195H86ZM94 196V195H93ZM133 196V195H132ZM190 196V195H189ZM23 197V196H22ZM77 196H74L73 198H76ZM119 197V199L118 200H121V198H120V196H118ZM125 197V196H124ZM135 197H136V195H135ZM146 197V196H145ZM170 197V196H169ZM17 198V197H16ZM20 198V197H19ZM33 198V197H32ZM85 198V197H84ZM88 198V197H87ZM139 198V197H138ZM160 198H162V197H160ZM23 199V198H22ZM76 199H78V197L76 198ZM89 199H92V198H89ZM123 199V198H122ZM165 199V198H164ZM200 199V198H199ZM16 200V199H15ZM14 200V201H15ZM17 200H20L21 201V199H17ZM74 200V199H73ZM86 200V199H85ZM85 200H84V202H85ZM145 200H147V198L145 199ZM144 200V201H145ZM167 200V199H166ZM11 200H9V202H10ZM23 201V200H22ZM88 201V200H87ZM125 201V200H124ZM123 201V202H124ZM138 201V200H137ZM143 201V202H144ZM153 201V200H152ZM157 200H155V203H154V207H153V209H155L157 212L159 211L158 210V207H159V200L156 202ZM163 201V200H162ZM165 201V200H164ZM16 202V201H15ZM19 202V201H18ZM18 202H16V203H18ZM139 202V201H138ZM143 202H141V203H143ZM10 203H12V205H13V202L11 201ZM145 203V202H144ZM5 204H7V205H10V204H8L7 202H5ZM72 204H74L73 202H72ZM88 204V203H87ZM164 205L165 206H167V205H169V204H167V202H164ZM68 206V205H67ZM11 207V206H10ZM15 207V206H14ZM13 206L11 207V208H14ZM117 207V206H116ZM141 208V210L143 211L144 209H145V207H144V205L142 206V207H140ZM100 209H103V208H100ZM106 209H108V208H106ZM110 209V208H109ZM3 210V211H4ZM11 210V209H10ZM9 210V211H10ZM165 210V209H164ZM176 210V209H175ZM97 211V210H96ZM99 211H104L105 212V208H104V210H99ZM111 211V210H110ZM113 211V210H112ZM119 211V210H118ZM126 211V210H125ZM130 211V210H129ZM113 212H115V211H113ZM133 212V211H132ZM146 212V211H145ZM156 212V213H157ZM189 212V211H188ZM105 213H107V212H105ZM108 213H109V211H108ZM118 212H116V214H117ZM120 213H121V211H120ZM163 213H164V211H163ZM175 213V212H174ZM97 214V215H96ZM94 216H95V218H93V219H95V224L97 225V226H99L100 228H108L109 227V225L111 226V225H113L112 226V232L111 233H109L107 236H110L108 239H111L110 241H111V243L109 242V241H105L103 238H104V234H105V231H104V234H103V237H101L102 236V233H100V231H99V234H101V238L106 242V244L107 245H109V243L110 244H112L114 247V249H115V252L117 253V255H120V252H121V250L122 249H124V248H127L128 249V247H130V246H128V247H126V245H127V237H125V233H126V231H127V228H124V227H122V226H120V221H119V219H118V221H117V219L115 218V216H112V215H116L115 213H111L112 215H110V214H108V215H110V216H108V217H106L105 215H103V213L102 212H97ZM139 214V213H138ZM175 214H177V212L175 213ZM181 214V213H180ZM107 215V214H106ZM119 215V214H118ZM117 215V216H118ZM136 215V214H135ZM152 215V214H151ZM116 216V217H117ZM120 216V215H119ZM140 216H142L141 214H140ZM165 216V215H164ZM112 217H114L115 219H116V221H115V223L114 222H112L113 224H111V221H113L111 218ZM151 217V216H150ZM159 217V215L157 214V217H156V219L155 220H153V221H151V223H150V225H149V222L147 223V221H145V226H144V221L142 222V218H143V216H142V218H140V219H142L141 221H138L137 219H134V220H137L138 221V223H137V228H136V231L138 232L141 228L142 229H144V230H146L148 233H149V236H155L156 238H157V240L153 243V246H156L158 243H159V241H161V240H163V239H167V240H169V241H171L172 242V244L174 245V246H170L168 249H169V251L170 252H172V251H174L175 249H177V247H179L180 245H182L184 242L187 244V245H191V240H190V237H189V235H190V219L188 220L187 219V217H185V216H176V215H174L173 213L171 214L169 211H167V214H166V216L165 217H162V218H158ZM146 218V217H145ZM139 219V220H140ZM92 220V217L90 218V220L89 221H91ZM129 220H131V219H129ZM134 222V221H133ZM146 223L148 224V226L146 225ZM91 223H89V225H90ZM93 224V223H92ZM128 224H129V222H128ZM58 225V231H55V228H56V226ZM133 225V224H132ZM211 225H213V224H211ZM0 226H1V224H0ZM97 226H96V230H97ZM204 226H206V225H204ZM234 225H232V227H233ZM87 227V226H86ZM125 227H126V225H125ZM128 227H129V225H128ZM203 227V226H202ZM210 227V226H209ZM230 227V226H229ZM235 227V226H234ZM91 228H92V226H91ZM93 228H94V225H93ZM92 228V229H93ZM208 228V227H207ZM84 229H85V227H84ZM88 229H89V227H88ZM88 229H86V230H88ZM95 229H93V230H95ZM110 229V230H111ZM209 229V228H208ZM211 229V228H210ZM213 229V228H212ZM211 229V232H213V230ZM228 229V228H227ZM230 230H231V228H229ZM93 230H92V232H93ZM99 230V229H98ZM101 230V229H100ZM134 230V229H133ZM201 230H203V229H201ZM201 230H200V232H201ZM207 230V229H206ZM89 231H90V229H89ZM108 230H106V232H107ZM141 231V230H140ZM209 232H210V230H208ZM102 232V231H101ZM108 232H110V231H108ZM107 232V233H108ZM130 232V231H129ZM144 232V231H143ZM143 232H141V233H143ZM204 232H205V230H204ZM211 232H210V236H211ZM252 232V234H254V232L253 231H251ZM255 232H257V231H255ZM91 233V232H90ZM95 233H96V231H95ZM140 233V234H141ZM208 233V232H207ZM88 234V233H87ZM99 234H96V235H99ZM139 234V235H140ZM199 234V233H198ZM202 234V233H201ZM252 234H248V235H252ZM256 234V233H255ZM254 234V235H255ZM264 234V233H263ZM86 235V234H85ZM93 235V234H92ZM91 235V236H92ZM257 235V234H256ZM258 235H260V234H258ZM54 236H56V238H54ZM89 236V235H88ZM130 236V235H129ZM147 236V235H146ZM233 236V235H232ZM232 236H228L229 238H231ZM238 236V235H237ZM247 236V235H246ZM245 236V237H246ZM253 236V235H252ZM261 237L263 236V235H260ZM259 236V237H260ZM1 237V238H2ZM53 237V238H52ZM93 237V236H92ZM99 237V238H100ZM132 237H134V236H132ZM140 237V236H139ZM208 237V236H207ZM234 237H236V235L234 236ZM257 237V236H256ZM259 237H257V238H259ZM88 238V237H87ZM107 238V237H106ZM134 238H136V237H134ZM152 238V237H151ZM192 238V237H191ZM202 238V237H201ZM223 238H224V236H223ZM225 238H227V236L225 235ZM233 238V237H232ZM231 238V239H232ZM237 238V237H236ZM235 238V239H236ZM255 238V237H254ZM93 239V238H92ZM107 239V240H108ZM230 239V240H231ZM237 239H239V238H237ZM236 239V240H237ZM260 239V238H259ZM5 240H8V242L6 241L5 242ZM85 240H87L86 238H85ZM94 240V239H93ZM102 240V241H103ZM203 240V239H202ZM223 240V239H222ZM230 240H228V241H230ZM251 240V239H250ZM253 240V239H252ZM255 240V239H254ZM264 240V239H263ZM70 241H71V239H70ZM70 241H69V239H68V243H70ZM90 242H91V239L89 240ZM148 241V240H147ZM249 241V240H248ZM63 242H64V240H63ZM66 242H67V240H66ZM109 242V243H108ZM149 242H150V240H149ZM205 242V241H204ZM227 242V241H226ZM224 243V245L225 244H228V242L227 243ZM230 242H232V241H230ZM256 242V241H255ZM73 243V242H72ZM89 243V242H88ZM103 243V242H102ZM102 243L100 244V245H102ZM235 243H237V241H235ZM244 242H242V244H243ZM64 244H65V242H64ZM89 244H91V243H89ZM105 243H104V245H106ZM221 244V243H220ZM241 244V245H242ZM252 244V243H251ZM251 244H250V246H251ZM253 244H255V243H253ZM107 245H106V247L105 248H107ZM128 245H129V243H128ZM132 245H134L133 243H132ZM136 245V244H135ZM170 245V244H169ZM198 245V244H197ZM196 245V246H197ZM200 245V244H199ZM207 245V244H206ZM221 245H223V244H221ZM239 245V244H238ZM237 245V246H238ZM244 245V244H243ZM260 245V244H259ZM17 246H24L25 247V249H29V250H27L26 252H23V253H18V251L19 250H16V249H18V247ZM65 246H66V244H65ZM89 246H92V245H89ZM111 246V245H110ZM137 246V245H136ZM236 246V247H237ZM261 246H264V243H263V245H261ZM17 247V248H16ZM42 247V251H41V253L40 254H37V252L39 251V249ZM52 247V246H51ZM67 247V246H66ZM69 247V246H68ZM102 247H104V246H101V248ZM109 247V246H108ZM223 247V246H222ZM241 247V246H240ZM244 247V246H243ZM252 247V246H251ZM15 248V249H14ZM90 248V247H89ZM88 247H87V249H86V252H88L87 250L89 249ZM93 248V247H92ZM111 249H112V247H110ZM130 248H132V247H130ZM133 248H135V247H133ZM139 248V247H138ZM188 248V247H187ZM225 248V247H224ZM20 249V248H19ZM25 249L23 250V251H25ZM50 249V248H49ZM65 249V248H64ZM102 249H104V248H102ZM113 249V250H114ZM167 249V248H166ZM221 249V248H220ZM238 249H241V248H238ZM242 249H244V248H242ZM67 250V249H66ZM83 250V249H82ZM85 250V249H84ZM108 250V249H107ZM126 250V249H125ZM131 250H133V249H131ZM130 250V251H131ZM138 250H140V249H138ZM186 250H188V249H186ZM202 250H204V249H202ZM225 250V249H224ZM45 251V252H44ZM124 251V250H123ZM134 251V250H133ZM136 251V250H135ZM223 251V250H222ZM237 251V250H236ZM241 251H244V250H241ZM19 252H21V251H19ZM114 252V251H113ZM142 252H143V250H142ZM176 252V251H175ZM189 252V251H188ZM216 252V251H215ZM218 252V251H217ZM221 252V251H220ZM128 253V252H127ZM219 253V252H218ZM236 253H240L239 251L238 252H236ZM13 254V253H12ZM125 254H126V251H125ZM129 255H130V253H128ZM135 254H137L136 252H135ZM150 254H153V250H150V252L148 253V255H150ZM184 254V253H183ZM204 254V253H203ZM217 254V253H216ZM243 254V253H242ZM123 255H124V252H123ZM133 255H134V252H133ZM197 255H198V253H197ZM225 255V254H224ZM231 255V254H230ZM239 256L241 255V253L240 254H238ZM249 255V254H248ZM12 255H9V257H11ZM49 256V255H48ZM131 256V255H130ZM137 257H138V255H136ZM151 256V255H150ZM192 256V255H191ZM199 256H200V254H199ZM202 256H204V255H202ZM206 256H208V255H206ZM232 256V255H231ZM50 257V256H49ZM49 257H47V259L49 258ZM136 257V258H137ZM140 257H142V255H140ZM218 257V256H217ZM227 257V256H226ZM241 257V256H240ZM239 257V258H240ZM243 257V256H242ZM249 257H252V255H249ZM52 258V257H51ZM51 258L49 259V261H51ZM125 258V257H124ZM136 258H134V259H136ZM142 258H144L145 259V257H142ZM141 258V259H142ZM147 258V257H146ZM148 258H150V257H148ZM197 258H201V257H197ZM211 258V257H210ZM237 258V257H236ZM57 259H58V257H57ZM80 259V258H79ZM158 259V258H157ZM179 257L177 258V259H172L171 258V261L172 262H174V261H179ZM184 259H185V257H184ZM207 259V258H206ZM2 260H5V259H2ZM33 260V261H34ZM59 260H60V258H59ZM126 260V259H125ZM155 260H156V258H155ZM169 260V259H168ZM186 260V259H185ZM191 260V259H190ZM240 260V259H239ZM252 260V259H251ZM250 260V261H251ZM43 261V260H42ZM45 261V260H44ZM47 261V260H46ZM48 261V262H49ZM159 261H161V260H159ZM182 261V260H181ZM202 261V260H201ZM225 261V260H224ZM241 261V260H240ZM238 261L237 260V262H239V263H241V262H243V261ZM249 261V260H248ZM249 261V262H250ZM2 262V261H1ZM139 262H142V261H139ZM158 262V261H157ZM165 262L166 261H161V262H158L157 264H165ZM191 262V261H190ZM237 262L235 261V263L237 264ZM247 262V261H246ZM252 262H254V261H252ZM55 263V262H54ZM137 263V262H136ZM188 263V262H187ZM244 263V262H243ZM156 264V263H155ZM168 264H170V263H168ZM173 264V263H172ZM196 264V263H195ZM208 264H223V262L221 261V258L220 259H217V260H215V261H211V262H209ZM246 264V263H245ZM249 264V263H248Z\"/></svg>", "mask_w": 264, "mask_h": 264}, {"label": "rangeland", "instance_id": "374dc122", "mask_svg": "<svg viewBox=\"0 0 264 264\" xmlns=\"http://www.w3.org/2000/svg\"><path fill=\"white\" fill-rule=\"evenodd\" d=\"M9 1L10 0H5V2H6V4H8L9 3ZM55 1V2H54ZM52 3H49V2H51V0H46V1H44V5L43 6H45V7H43V6H41V7H43V8H39L37 11H34V15H32V14H30L31 12H33V7H31L32 5H33V0H29L28 1V3H30V5H29V7H26L25 9H24V13H23V21H24V23H20V26L15 30V32L17 33H20V34H23V38L21 39V41H22V43H24V41H26V39L29 37V39H28V41H31L33 44H35V45H37V47L38 48H40L39 50H36L35 52H33V53H35V56L34 57H37L38 55H40L41 57H44L45 58V56H46V58L45 59H48L49 60V58L50 57H53V56H56V58H51L50 59V62H51V60H52V62L54 63L52 66H54V68L53 69H51V70H54L55 69V72H53V71H51L49 68H47L48 67V64L50 63V62H45L47 65L45 66L44 65V62L43 61H45V59H42L40 56H38L37 57V59L39 60H37V61H34V63H32V60L34 59V57L32 56V54L31 55H28V56H31V57H29V58H32L33 57V59H27V57H25V61H26V59H27V61L25 62L24 61V63H27V64H29L30 62V64L28 65V66H26V68L28 67V69L26 70V68L25 67H14V69L12 68L11 70H7L6 68L7 67H4L5 65H7L8 66V64L9 63H11V61L9 62L8 61V59H6V57H2V58H0V59H2V60H0V62H2V63H0V75L2 74V72H3V70H4V72H3V74L1 75L2 77H1V79H0V177H2V179L0 178V182H2V183H5L4 182V175H5V173H4V169L2 168V166H4V164H5V162H6V159L8 158V159H10L12 156H14L13 154L11 155L10 153H9V155L8 154H5L6 152V148L7 147H9V145H10V149L9 148H7L9 151H11V153H13V151H14V149L13 148H16V147H19L23 142L22 141H26L25 140V138H27V137H29V138H39V139H44V141L47 139L48 140V142H45L46 143V145L44 144V142H43V144H42V150H44V149H46L45 151H43V154H44V156H45V154H46V156H45V158H44V156H42L41 158H44L43 160L41 159H39L38 160V162H36L35 161V159H34V161L37 163H35V162H32V158H30V162H28V163H30L28 166H30V167H25L26 165L24 164L23 165V167L21 166H17V165H11V169H12V171H10L9 173H10V176L11 177H8V178H10L12 181H10V179H8V180H6V182L7 183H5V185H2V183H0V185H2V188H0L3 192H1V190H0V192L2 193V194H0V218L3 220V213H5V210H6V206H8V208H7V211H8V214L11 212V211H13L14 212V209H17V206H24V196H25V194L24 195H22L21 196V194H23L22 192H25L24 190L25 189H27L26 187H28V185H30V184H32L33 183V185H36V189H34V190H32L31 191V199H34L35 198V194L38 192V191H36V190H39V189H41V188H43L44 186H46L45 184H44V182L42 181L43 179L40 177V176H42L44 173L43 172H45L46 171V173L48 172V170H50V171H52L55 167H59V169L61 168V170L64 168V171L66 170V174H68L69 172H70V170H72V169H74L75 167H73V165L74 166H76L77 168H75L74 170H72L70 173H71V175H70V173L67 175V176H69V177H67V181L68 182H70V183H68L67 182V186L68 185H71L72 186V188H71V186H69L70 188H71V190L73 191V197L74 196H77L78 197V199H76V198H73L72 197V199L69 201V202H67V204H65V205H60L59 206V208L61 209V210H65V209H70L72 206L73 207H75L76 206V204H80V205H84L85 203V205L88 207L89 206V208H91L92 210H93V212H94V214H92V220L91 221H89L90 220V218L91 217H89V219L87 218L84 222H83V226H81V228H79V231H78V235H77V237H73V238H63V240H64V242H65V244H66V246H65V244H64V242H63V240L61 239V241H59L58 243H55V245L53 246V245H51L47 250L45 249V251H48V252H46V253H44L46 256H45V259L44 258H42V259H33V258H31L30 259V261H28V262H24V259H25V255H22L21 256V258L18 260L16 257H15V254L17 255V252H12L11 254H9V255H12L11 257H9V255L8 256H6V258H2V259H5V260H2V259H0V264H157L158 262H163V261H166L165 262V264H168V263H170V264H208L209 262H211V261H215V260H217V259H220L221 258V261L223 262V264H236L235 263V261L237 262V260L238 261H243V262H241V263H239V262H237V264H264V246H261V245H263V243H264V138H263V136H264V131L262 130L261 131V129H258L257 127V130H256V128L254 129V127L255 126H253V124H251V123H245V124H240V126H239V131H241L240 133H239V131H238V133L239 134H237V136H241V137H237L236 136V140L234 141V143H236L235 145H236V147H239L238 149H236V151L237 152H233V154H235L236 155V153L238 154L237 156H239V157H235V155H233L232 154V158L231 157H229L231 154H229V155H227L226 156V158L225 159H223V168H225L224 169V171H225V173H223V175L221 176V175H219L218 173H212V172H209V176L210 177H208V176H206L204 179L207 181L208 180V182H206V183H203L202 185H200V187H198V186H196V185H194L193 183H192V181H189V182H183V181H181V180H179V181H177L179 178H180V176L178 175V168H176V169H174V181L176 182L175 183V187L173 188V191H170V189L169 188H164V187H156L155 186V184L154 185H152V192H150L149 191V189H148V186H149V181H148V179L146 178V177H148L150 174H149V172H147L146 170L144 171V170H142L141 171V173L143 174H145V173H147V175L148 176H143L142 174H141V176L139 177L140 179L138 180V176L137 175H135V174H138V172H137V169H138V164H136L137 162L134 160L135 159V155H134V153L133 154H131L132 152H134V150L132 151V147H134V145L136 144V142L137 143H139V142H145L146 144L147 143H152L151 145H150V147L152 146H154V149L153 150H155L156 149V143H158V138H159V134L156 132H153L152 133V130L150 129V126L152 125V123H151V121L153 122V121H155V120H157L158 118H159V115L161 114V111H160V106H162V104H164V103H162L163 101H164V99L166 100V98L164 97V96H166L165 95V93L166 92H168V90H167V88H169V87H166L167 85L166 84H168L167 83V81L166 80H164L163 82H165L164 83V86H163V88H162V90H160V91H163V93H161L160 91L159 92H157L158 93V95H159V98H158V101H157V105H156V107L155 108H153V107H151V108H147V109H144L145 107L142 105V102H140L141 104V106H139V103H135L136 101L137 102H139L138 100H140L141 101V97H140V95H141V93H142V88H143V85H145L146 84V82H145V78L144 77H146L148 74H150V73H152L154 70L156 71V69H157V66H155V65H157L158 64V62L162 59V58H164L165 56L164 55H166V53L168 54V55H172L174 52L173 51H170V50H174L173 49V47H174V45H172L173 44V41H169V47H168V49H166L167 51H163L162 53L160 52H158V51H162L164 48H166L167 46V43H165L164 44V42L163 43H159L160 41H161V38H160V36L159 35H154L153 37L151 36V35H149V34H147V33H149V31H148V29H151V27L153 26H155V27H157V28H159V19H160V17H161V13L162 12H164V7H161V5H160V0L158 1V0H150L151 2V6H149L148 7V12L149 13H147V14H145V18H146V16H148L146 19H145V21L146 20H148V21H150L151 22V24H150V26L149 25H147L146 26V23L144 24V22H143V20L141 19V20H139V22H138V24H137V28H138V26H139V28H140V30L138 31V29L136 28V29H134V31L132 30V22H134L133 20H135V19H133L132 18V16L131 15H133V17L135 18V13L137 12V11H135V10H133L134 12H132L131 11V13H130V10L131 9H136V10H139V6H136V4H137V2H139V0H136L134 3H133V0L132 1H130L129 0V2H132L133 4H131L130 5V3H129V5H130V7L128 6V3H126L127 2V0L126 1H124V0H122V4H121V2H120V4H119V6L118 7H113L114 5H113V0H112V2H111V0H63V3H60L61 2V0L59 1V0H54ZM64 1H66V3L64 2ZM68 1H69V3L71 4H69L68 3ZM99 1V2H98ZM107 1V2H106ZM158 1V2H157ZM8 2V3H7ZM19 2V1H18ZM49 3V5L47 4V3ZM141 2H142V0H141ZM55 3L58 5V6H62V8L61 7H59V8H55V7H53V6H57V5H55ZM58 3H60V4H58ZM125 3V4H124ZM157 3V4H156ZM21 4V3H20ZM20 4H15V5H18V6H14V9L17 11V10H20L21 8H20ZM46 4V5H45ZM51 4L53 5V6H51ZM63 4V5H62ZM64 4H65V6H64ZM127 4V5H126ZM67 5V6H66ZM125 5V6H124ZM138 5V4H137ZM156 5H158V9H160V10H155V9H157V7H156ZM160 5V6H159ZM50 6V7H49ZM128 6V7H127ZM136 6V7H135ZM102 7V8H101ZM112 7L113 8H115V9H113L114 11H112ZM123 7H125L124 9H123ZM133 7V8H132ZM135 7V8H134ZM162 9H161V8ZM32 8V9H31ZM45 8H47V9H45ZM61 8V9H60ZM122 8V9H121ZM129 10V13L131 14H129L128 12H127V9ZM152 8V9H151ZM41 9V10H40ZM49 9V10H48ZM106 9V10H105ZM126 9V10H125ZM154 9V10H153ZM44 10H45V12H44ZM51 10V11H50ZM53 10H54V13H53ZM61 10V11H60ZM124 10V11H123ZM150 10V11H149ZM151 10H153L154 12H156V14H154V12L153 11H151ZM2 11V10H1ZM0 11V12H1ZM38 11H40L39 13H38ZM47 11H49V12H47ZM57 11V12H56ZM60 13H59V12ZM122 11V12H121ZM146 11H147V9H146ZM158 11L160 12V13H158ZM30 12V13H29ZM37 12V13H36ZM50 12H52V13H50ZM79 12V13H78ZM115 12V13H114ZM35 13L39 16H36L35 15ZM45 13V14H44ZM46 13H48L47 15H46ZM50 13V14H49ZM124 13H125V15H124ZM133 13V14H132ZM150 13L153 15V17H151V15H150ZM53 16H52V15ZM126 14H127V17H126ZM25 15V16H24ZM45 15H46V17H45ZM49 15H50V17H49ZM54 15H55V17H54ZM129 15L131 16V17H129ZM154 15H156V16H154ZM49 17V18H48ZM24 18H25V20H24ZM132 18V19H131ZM154 19L153 20V22L154 23H152V20H150V19ZM156 18V19H155ZM30 20L31 21V23L32 24H34V26L30 23V21H29V24H30V27L29 26H27L28 27V29H27V27H24L23 26V24H27L28 23V20ZM84 20V21H83ZM130 20V21H129ZM155 20H156V22H155ZM69 21V22H68ZM75 21H77V22H75ZM87 21V22H86ZM126 21V22H125ZM129 21V22H128ZM143 22V23H141V22ZM148 21H146L147 23H148ZM79 22V23H78ZM84 22V23H83ZM89 22V23H88ZM131 22V23H130ZM149 22V23H150ZM77 23V24H76ZM80 23H83V26L84 25H86V26H84V27H81L82 29H77V28H80V26H82V24H80ZM89 25H88V24ZM28 24V25H29ZM80 24V25H79ZM91 24H93L92 25V30H91ZM131 24V25H130ZM143 24V25H142ZM153 24H155V25H153ZM19 25V24H18ZM32 25V26H31ZM74 25V26H73ZM77 25H79V26H77ZM95 25V26H94ZM89 26V27H88ZM103 26V27H102ZM148 26H149V28H148ZM22 27V28H21ZM23 27H24V29H23ZM33 27V28H32ZM74 27L76 28L75 30H74ZM147 27V28H146ZM30 28V29H29ZM68 29V30H66V29ZM83 28H84V31H83ZM85 28H86V30H85ZM87 28H89L88 30H87ZM131 28V29H130ZM147 30V31H145V30ZM160 29V28H159ZM29 30H30V32H29ZM58 30V31H57ZM82 30V32L84 33V37H82L83 36V33L82 32H79V31H81ZM145 32H147V33H145ZM20 31V32H19ZM25 31V32H24ZM26 31L28 32V34H30L31 35V37H30V35L28 36V34L26 33ZM86 31V32H85ZM87 31H88V33H87ZM91 33H90V32ZM95 31V32H94ZM141 31V32H140ZM142 31H143V33H145V34H143L142 33ZM15 32H13V33H11L10 35L12 36V37H15L16 36V33ZM33 34H32V33ZM35 32H36V34H40V36L38 37L36 34H35ZM132 32V33H131ZM135 32V34H133ZM75 33H78V34H76L75 35ZM81 33H82V35H81ZM15 34V35H14ZM34 34L37 36V37H34ZM86 34H87V36H86ZM42 35V36H41ZM54 35V36H53ZM81 35V36H80ZM33 36V37H32ZM72 36V37H71ZM77 37L76 38V40L78 41H76L75 40V37ZM131 36H133V39H132V37ZM135 36V37H134ZM156 36V37H155ZM158 36H159V39H157L158 38ZM26 37V38H25ZM42 38V40L45 42V45L46 44H48V45H42L44 42L42 41V40H40L41 38ZM74 37V38H73ZM89 38V40H87L88 38ZM91 37V38H90ZM155 37V39H153ZM8 38V37H7ZM34 38V39H33ZM83 38V39H82ZM87 38V39H86ZM51 39H53L52 41H54L55 42V44L53 45V43L54 42H52L51 41ZM84 39H86L87 40V42H88V45H86L87 44V42H84L85 40ZM157 39V40H156ZM34 40V41H33ZM38 40H40V42H42V43H39V41ZM50 40V41H49ZM72 40H74V41H72ZM84 40V41H83ZM91 40V41H90ZM133 40H135V42L133 41ZM139 40V41H138ZM5 41V43L7 42L8 43V40L6 41V39L4 40ZM20 41V42H21ZM36 41H38V42H36ZM77 43H76V42ZM131 41H133V42H131ZM156 41H158L157 43H159L160 44V46H159V44H156ZM75 42V43H74ZM171 42H172V44H171ZM56 43L57 44H59V46H58V48L60 49V51L58 50V48H57V50L58 51H56L55 49H56ZM83 43H85L84 45H83ZM148 43V44H147ZM152 43V44H151ZM3 43H0V46H3L2 45ZM9 44V43H8ZM7 44V46H10V45H8ZM19 44H20V46H19ZM32 44V45H33ZM39 44H41L40 46H42V48L40 47V46H38ZM163 46H162V45ZM6 45V44H5ZM35 45H34V47H35ZM75 45V46H74ZM76 45L78 46V47H76ZM156 45L159 47V48H156ZM16 46H18V48H20V49H22L21 47L23 46V44L21 45V43H19V42H17V44H16ZM45 46V47H44ZM49 46H52L50 49V52L52 51H54V53H53V56H51L52 55V52L50 53H48L47 51H49V50H47L48 48H49ZM162 46V47H161ZM37 47H36V49H37ZM55 47V48H54ZM75 47V49L76 50H78V53H76L74 50L75 49H73ZM82 49H80V48ZM164 47V48H163ZM52 48H54V50L52 49ZM77 48H79V49H77ZM163 48V49H162ZM0 49H1V47H0ZM159 49V50H158ZM160 49H162V50H160ZM79 50H81V51H79ZM158 50V51H157ZM38 51V52H37ZM61 51H63L62 53H61ZM55 52H57V53H55ZM75 52V53H74ZM127 52V53H126ZM171 52H173V53H171ZM48 53V54H47ZM110 55H109V54ZM159 53V54H158ZM164 53V54H163ZM49 54H51V55H49ZM57 54V55H56ZM162 54V55H161ZM47 55H48V57H47ZM60 55V56H59ZM57 56H59V57H57ZM63 57V60L61 59L62 57ZM112 56H115V58H113ZM167 56V55H166ZM78 57V58H77ZM99 57V58H98ZM4 58V59H3ZM40 58H41V60H43V61H41L40 60ZM55 59V61H53ZM59 59H60V62H59ZM69 59V60H68ZM111 59V60H110ZM113 59V60H112ZM116 59V60H115ZM30 62H29V61ZM62 60V61H61ZM125 60V61H124ZM157 62V64L154 62ZM41 61V62H40ZM47 61V60H46ZM57 61V62H56ZM71 61V64L69 63ZM18 62H20V60H18ZM38 62H40V63H38ZM52 62H51V64H52ZM59 62V63H58ZM65 62V63H64ZM110 62H113V63H111L112 65L114 64V63H116L117 62V64H115V65H111L112 66V69H110L109 67H111L110 66ZM125 62H126V66H125ZM139 62V63H138ZM154 62V63H153ZM12 63H14V65H16V61L15 62H12ZM11 63V64H12ZM36 63V64H35ZM58 64V66H60L59 68H58V66H57V64ZM128 63V64H127ZM5 64V65H4ZM33 64H35V65H33ZM39 64V65H38ZM44 65V67H43V69H41L42 68V65ZM60 64V65H59ZM64 64V65H63ZM74 64V65H73ZM77 64V65H76ZM106 64V65H105ZM109 64V67H108V70H107V65ZM137 66H136V65ZM155 64V65H154ZM31 65V66H30ZM50 65V64H49ZM55 65H56V67H55ZM61 65L64 67V68H62V69H60L61 68ZM67 65V66H66ZM154 66V68L155 69H152V67ZM19 66V65H18ZM30 66V67H29ZM34 66V67H33ZM40 66V67H39ZM66 66V67H65ZM75 66V67H74ZM76 66L78 67V68H76ZM124 66H125V68H124ZM128 66V67H127ZM129 66H130V68H129ZM133 66V67H132ZM134 66L136 67V68H134ZM139 66H140V68H141V70L139 69ZM46 67V70L44 69ZM87 67V68H86ZM115 67H116V69H115ZM126 67H127V69H126ZM137 67H138V69H137ZM5 68V69H4ZM15 68H17V71L15 70ZM24 68V69H23ZM31 68V69H30ZM74 68V69H73ZM135 69L134 70V72L137 70V71H139V72H137V73H135L134 74V72H130V70H132L133 71V69ZM20 69V70H19ZM22 69V70H21ZM41 69V70H40ZM60 69V70H59ZM129 69V70H128ZM148 69H149V71H152V72H148ZM152 69V70H151ZM12 70L13 71H16V73L18 74L19 73V71H20V73L17 75L16 74V78H14L15 77V75H13V72H12ZM24 70V71H23ZM43 70V71H42ZM50 70V71H49ZM58 70V71H57ZM62 70V71H61ZM106 70L107 71H109V72H106ZM111 70V71H110ZM112 70H113V74H112ZM116 70V71H115ZM118 70V71H117ZM144 70H146L147 72H145ZM2 71V72H1ZM6 71L7 72H11L10 74H8V73H6ZM41 73H40V72ZM45 71V72H44ZM46 71H48V73L50 74V77H47V76H49L47 73H46ZM77 71V72H76ZM43 72H44V74H43ZM52 74H51V73ZM61 72V73H60ZM74 72V73H73ZM116 74H118V75H116ZM118 72V73H117ZM126 72V73H125ZM127 72H129L130 73V75H129V73L127 74ZM144 72H145V74H144ZM4 73H5V76H4ZM56 73V74H55ZM63 73V74H62ZM75 73H76V75H75ZM108 73V74H107ZM134 75H133V74ZM8 76H7V75ZM11 74H12V77H10L11 76ZM55 74V75H54ZM73 74L75 75L74 77H75V79L77 78V80H73L74 78H72L73 77ZM82 74V75H81ZM106 74H107V76H106ZM10 75V76H9ZM20 75H21V77H20ZM38 75V76H37ZM57 75V76H56ZM63 77H62V76ZM98 75V76H97ZM109 75V76H108ZM113 75V76H112ZM127 75V76H126ZM143 75H145V76H143ZM252 75H254V74H252ZM18 76H19V79H17L18 78ZM32 76V77H31ZM43 76H45L46 77V79L43 77ZM108 77V80L110 81V82H108V80H106V79H104V77ZM116 77V79H115V77H114V80H116V82L111 78V77ZM135 76V77H134ZM136 76H138L137 78H139V79H137L136 78ZM28 77H31V78H28ZM34 77V78H33ZM39 77V78H38ZM43 77V78H42ZM130 77H132V78H134V80L132 79V78H130ZM13 79L14 78V80H16V81H18V82H16V81H14V80H10V79ZM35 79V80H33V79ZM38 78V79H37ZM65 79V81L64 80H62V79ZM112 79V80H110V79ZM262 78V79H261ZM5 81H4V80ZM41 79V80H40ZM48 79V80H47ZM69 79V80H68ZM80 79V80H79ZM104 79V80H103ZM254 81L256 82V83H254V85H255V87L257 88V91H259V90H262L261 92H264V87L262 86V85H264V82H263V84H262V81H264V78L263 77H257L256 78V76H254ZM259 81H258V80ZM47 80V81H46ZM105 81L106 83H104L103 81ZM15 83H14V82ZM20 81V82H19ZM73 81V82H72ZM77 81V82H76ZM134 81V82H133ZM139 81V82H138ZM144 81V82H143ZM49 84H48V83ZM52 82V83H51ZM96 82V83H95ZM99 82H100V84H99ZM101 82H103V83H101ZM109 83V85H111V86H109L108 85V83ZM113 82H114V84H113ZM145 83V84H143V83ZM258 82L259 83H261V85L260 84H258ZM1 83H4V84H1ZM17 83V84H16ZM51 83V84H50ZM75 83V85L77 86V88H76V86L74 87V85L72 86V84H74ZM98 83V84H97ZM112 83V84H111ZM135 83H137V84H135ZM7 84V85H6ZM14 84H15V87H14ZM53 84V85H52ZM95 84H97V85H95ZM102 84V85H101ZM143 84V85H142ZM3 85V86H2ZM52 85V86H51ZM102 87H101V86ZM106 85H108V87H109V90L108 91H110V92H108V91H106L107 89H108V87H106ZM124 87H123V86ZM142 85V86H141ZM256 85H259V86H256ZM33 86V87H32ZM96 86V87H95ZM105 86V87H104ZM123 88H122V87ZM141 86V87H140ZM168 86H169V84H168ZM263 88H262V87ZM3 87H4V89H3ZM16 87H18V88H16ZM98 87V88H97ZM112 87V88H111ZM121 87V88H120ZM140 87V88H139ZM26 88V89H25ZM28 88H29V90H28ZM49 88V89H48ZM71 88H75L74 89V91H72L73 89H71ZM103 88H105V90L103 91ZM111 88V89H110ZM114 88V89H113ZM118 88H120V90L118 89ZM262 88V89H261ZM3 89V90H2ZM18 91H17V90ZM31 89V90H30ZM68 90V93H67V90ZM70 89H71V91H70ZM96 89V90H95ZM100 89V90H99ZM121 89H123V91H124V93H134V92H136V90H137V93H132V95H134V96H131V98L133 99V101H132V99L130 100V96H129V94H122V90ZM136 89V90H135ZM15 90V91H14ZM50 90H51V92H50ZM64 90V91H63ZM77 92H76V91ZM108 92L107 93V95L105 94V96L107 97V99H109V102L107 101V99L105 98L104 99V101L106 100L108 103H112L113 105H115L117 108L118 107H120V106H122V102H123V105H127L128 107H127V109H128V111H129V109H131L132 111L133 110H135V107H136V110H140V108H142V109H144V112H146V110H147V112L148 111H150V113H151V115H150V117L151 118H149V121L150 122H148V119H146V120H144V122H148L149 124H150V126L148 125V123H147V125L145 126V124L146 123H144L142 120H141V117L140 116H138V118H137V116L136 117H134V118H132V117H130V119H133V121L135 122V123H140L141 122V124H139L138 123V125H140L139 127H138V125L136 126L135 124H133L134 122L132 121H130L129 119H127V120H129L130 121V123H129V121H127L126 120V122H125V119L126 118H129V117H126L125 119H124V121H122V120H120V119H122L121 118V116H120V113H118V111H117V113H116V110H117V108L115 107V106H112L111 107V104H108L111 108H112V110H115V108H116V110L114 111L115 113H113V111H111V108L107 105V108H106V102L104 103V101H102L103 99L102 98H104V97H102L104 94H103V92ZM112 90V91H111ZM114 90V91H113ZM141 90V91H140ZM28 92L30 95H34L35 93V96L33 97L32 96V98L31 99H29L28 98V95H27V93H25V92ZM40 91V92H39ZM42 91V92H41ZM57 91H59V92H57ZM95 91V92H94ZM98 91V92H97ZM100 91V92H99ZM2 92V93H1ZM19 92V93H18ZM50 92V93H49ZM56 92L57 93H60V94H56ZM76 93V96H75V93ZM117 93V94H115V95H113L112 93ZM118 92H121V94L124 96H122L120 93H119V95H118ZM260 92V91H259ZM258 92V93H259ZM261 92L259 93L261 96V98L264 96V93L263 94H261ZM17 93V94H16ZM32 93V94H31ZM37 93H39L38 95L39 96H37V98H36V95H37ZM68 95H67V94ZM77 93H78V95H77ZM99 93H101V94H103L102 96H101V94H99ZM19 94V95H18ZM26 94V95H25ZM41 94V95H40ZM62 94V95H61ZM64 94V95H63ZM65 94H66V96H70V97H65ZM93 94H94V97H93ZM109 94V95H108ZM112 94V95H111ZM137 94H139L138 96H139V99H138V96H136ZM162 94V95H161ZM57 95H59V96H57ZM62 96V98H61V96ZM75 96V103H77V104H79V105H77V104H74L72 107H70L69 109L67 108V110L68 111H66V109L64 108V105H63V103L65 104V106L67 105V104H69L70 103V101H72L73 100V98L74 97H72V96ZM85 95V96H84ZM88 95V96H87ZM101 96V99L99 98L100 96ZM129 97V99H128V97ZM131 95V94H130ZM17 96H19V97H17ZM91 96V97H90ZM99 98H97V97ZM108 96H109V98H108ZM110 96H113V99H111V97ZM116 96H118V97H116ZM119 96H122L123 98H125V99H123V98H121V102H120V100H118V98H119ZM163 96V97H162ZM15 97V98H14ZM25 97H27L28 98V100L25 98ZM54 97V98H53ZM76 97H80V98H76ZM85 97V98H84ZM90 97V100L88 99V100H86V98H89ZM92 97H93V99H92ZM127 97V98H126ZM135 97V98H134ZM136 97H137V100H136ZM42 98H43V100H42ZM64 98H66V102L65 101H63V99ZM71 99V100H69V99ZM82 98V99H81ZM97 98V99H96ZM15 99V100H14ZM19 99V101H17ZM36 99V100H35ZM37 99H38V101H37ZM78 101H77V100ZM85 99V100H84ZM123 99V100H122ZM260 99V98H259ZM25 100H27V104H25ZM31 100V101H30ZM47 100V101H46ZM65 100V99H64ZM69 102H68V101ZM84 100V101H83ZM96 101V103H98V104H100V105H97L98 106V109H99V106L101 107V105H102V107H104L105 106V108H106V110H108V111H106L105 110V112H104V110H103V112L104 113H107V112H109V114H110V116L111 117H109V119H111V118H113V120H111L112 122L113 121H116V123H118V121L117 120H119V124H117L116 125V123L114 122L113 124V126H112V122L110 123V124H107L108 122H105L106 123V125L109 127H107V126H105V125H103V126H100V124L102 123L103 124V122H102V120L99 118V119H97L99 122H100V124H99V122H97V120L96 119H94L93 121L91 120V121H89L87 124V127L90 125V122L92 123H96L97 122V126L95 125V124H92L91 126H89V127H91L90 129H92V127H93V129L94 130H96L95 128H99V130L97 129L96 130V133H98V134H101V133H103L105 130H106V127H107V130L109 129H111L112 130V128L115 126H121V128H123V127H125V128H123V129H121L122 130V132L123 133H126V134H123L124 136L125 135H132V134H134L132 137L130 136V141L128 140L127 141V143H126V145H127V147H126V145L124 146V153H123V156L121 157V158H123L124 157V159L126 158V160H122V159H120L119 161L121 162V160H122V162L120 163V162H118V163H116V165H115V168H114V171H113V173L112 174H114V175H112L111 174V176H112V178L109 180V181H107V178L105 179L104 177V174H103V169H104V166L107 164V162L106 161H110V159H111V157L112 156H110V157H103V160L101 161V160H99L97 163H96V165H95V167H93L94 166V164L93 165H91V166H86L85 167V165L84 164H82V165H80L79 164V162H78V160L76 161L75 159L77 158L76 157V153H74L72 150H76L77 149V147L79 146V147H81V145H82V141L80 140V139H82L84 142H85V140L86 139H91V138H88V136H87V134L85 135L84 133H86V131L84 132V129L82 128V126H83V122H81V123H83L82 124V126L79 124L80 123V121H75V123L73 124V120L72 119H77V118H79L78 116L80 115L79 113L81 112H85V109L87 108V105H92V101L95 103V101ZM97 100H98V102H97ZM100 100V101H99ZM114 102H116V104L115 103H113L112 101ZM127 102H125V101ZM130 102V103H128V101ZM261 101L262 100H264V98H262V99H260ZM37 101V102H36ZM42 101V102H41ZM45 101V102H44ZM53 101V102H52ZM81 101H83V103H78V102H81ZM120 102V104H119V102ZM135 101V102H134ZM28 102H31L32 104H28ZM36 102V103H35ZM50 102V106H51V108L53 107V108H55V109H53L52 108V110H54L53 111V113H51V115H49L48 116V118L47 119H51V120H53V119H56V121H54V123L53 124H56V125H54V127H52V133H53V131H57L58 132V128H61L62 130H61V132L62 131H64V128H65V133L64 132H60V135H59V133L57 134L56 132V134L54 133L53 135H52V133H50L52 136H54L53 137V139H52V136H50V134H49V138H50V140L52 139V142L49 140V138H47L46 137V139L44 138V137H42L43 136V134L41 133L42 131L41 130H39L38 129V127H39V125L38 124H41V119H42V116H41V112L43 113L44 112V110H42L41 111V109H45L46 107H47V105H48V103ZM90 102V103H89ZM100 102V103H99ZM131 102H133V103H135V105L133 104V103H131ZM165 102V101H164ZM41 103V104H40ZM45 103H46V105H45ZM89 103V104H88ZM93 103V105L94 106H96V103L94 104ZM102 103H104V104H102ZM125 103V104H124ZM34 104H35V106H34ZM54 104V105H53ZM60 104V105H59ZM86 105V106H83V105ZM117 104H119V106H117ZM131 105V106H129V105ZM25 105L26 107L27 106H29V107H35L36 108V112L38 113H36L35 112V114H37L36 115V117H34L33 118V121H32V123H31V125H29V128H30V130H28L29 128H28V126H27V124L25 125L24 124V126L26 127V128H23L22 129V126L21 125H23V120L21 121V117H23V115L21 114V113H23V109H26V107H23V106ZM39 106L38 108H37V106ZM56 105V106H55ZM63 107H62V106ZM81 105V106H80ZM133 105L135 106L133 109H132V107H133ZM23 108H22V107ZM55 106V107H54ZM58 106V107H57ZM61 106V108L62 109H59V107ZM77 106V107H76ZM80 106V107H79ZM97 106H96V108H97ZM21 109H20V108ZM32 108V109H35V108ZM82 107V108H81ZM84 107H86V108H84ZM100 108V109H103V108ZM123 107V106H122ZM126 106H124V108H125ZM131 107V108H130ZM144 107V108H143ZM19 108V109H18ZM59 110H58V109ZM77 108H81V109H77ZM104 108V109H105ZM139 108V109H138ZM76 109H77V112H76ZM74 110V111H73ZM82 110V111H81ZM131 110H130V112H131ZM35 111V110H34ZM39 111H41V112H39ZM62 111V112H61ZM18 112V113H17ZM21 112V113H20ZM56 112H61V113H56ZM67 112V113H66ZM69 112V113H68ZM76 112V117L77 118H75V115H74V113ZM65 114L66 115V117L68 116L69 118H72V119H69L68 117L66 118L65 117V119H62V120H65V121H63V122H65L64 123V125L62 126V124H63V122L62 123H59V124H61V126L62 127H58V126H60V125H57L58 124V122H61V121H59V117H58V115L59 116H61V114ZM155 113V114H154ZM16 114H17V116H16ZM40 114V115H39ZM72 114V115H71ZM114 114V115H113ZM21 115V117H19ZM43 115V114H42ZM56 115V116H55ZM105 115V114H104ZM116 115V117L114 118L113 116H115ZM3 116V117H2ZM38 116V117H37ZM40 116V117H39ZM54 116H55V118H54ZM119 116V117H118ZM157 117V119L155 118V117ZM52 117V118H51ZM57 117V118H56ZM38 118V119H37ZM117 118V119H116ZM138 119V120H136V119ZM35 119L37 120V121H35ZM39 119H40V121H39ZM49 119V120H50ZM69 119V120H68ZM116 119V120H115ZM135 119V120H134ZM153 119V120H152ZM20 120V121H19ZM49 120H47L46 121V123L48 122L49 124H51V126H52V122H49ZM50 120V121H51ZM72 120V121H71ZM96 120V121H95ZM106 120L108 121V119L106 118ZM39 121V122H38ZM122 121V122H121ZM21 123V125H19V123ZM38 123L37 125H35L36 123ZM70 122H72V124L70 123ZM76 122H77V125H76ZM125 122V123H124ZM127 122H128V124H132V126H136L135 127V130H134V132H131V133H129V131L128 130H130V129H127ZM35 123V124H34ZM123 123V124H122ZM143 123V124H142ZM78 124H79V126H78ZM125 124V126H123ZM248 124V125H247ZM250 124V125H249ZM32 125H34V126H32ZM95 126V128H94V126ZM143 125V126H142ZM252 125V126H251ZM19 126H21V128L19 127ZM23 126V127H24ZM30 126H32V127H30ZM58 128H57V127ZM65 126V127H64ZM77 126L80 128V130H75V129H78L77 128ZM81 126V127H80ZM100 126V127H99ZM34 127V128H33ZM69 127H71L70 129H69ZM88 127V128H89ZM102 127V128H101ZM112 127V128H111ZM115 127H114V129H115ZM129 127V126H128ZM143 129H141V128ZM253 127V128H252ZM36 128V129H35ZM74 128V132H75V134H76V132H78L76 135L75 134H73L74 132L73 131H71L72 129ZM84 128H85V125H84ZM138 128H140V129H138ZM19 129V130H18ZM38 129V130H37ZM57 129V130H56ZM67 129H69V130H67ZM83 129V130H82ZM100 129H101V133L100 132H97V131H100ZM102 129H103V131H102ZM112 130V131H108L107 132V130L103 133V136L104 137H101L100 138V136H102V134L100 135V136H98V135H96V137L98 136V138H97V140H98V142L100 141H108V140H110L111 139V141H114V140H117V139H115L116 137H118L119 136V134H115V130ZM124 129H126V130H124ZM142 130V131H141ZM249 130V131H248ZM259 130V131H258ZM20 131H21V133L23 134H21L20 133ZM19 134H21L20 136L23 138V139H21V137L20 138H18V133ZM38 132V133H37ZM70 132H71V134H70ZM79 132H80V134H79ZM82 132V133H81ZM107 132V133H106ZM112 132H114L113 134H114V136H113V138H112V135H111V133ZM138 132V134H136ZM151 132V133H150ZM260 132H262V133H260ZM18 135H17V134ZM35 133H37V135L35 134ZM41 133V134H40ZM110 133V134H109ZM5 134V135H4ZM38 134H39V136H38ZM61 134H62V136H61ZM63 134H65L64 136L68 139V140H66L67 141V143H65L66 141H65V137L63 136ZM84 134V135H83ZM109 134V135H108ZM136 134V135H135ZM17 135V136H16ZM40 135H42V136H40ZM68 137H67V136ZM69 135H70V138H69ZM73 135V136H72ZM81 135V136H80ZM89 135H90V133H89ZM123 135H121V138H122V136ZM144 135H146V136H144ZM148 135H149V137L150 136H152V137H154L155 138V140L153 139L152 140V138L150 137H148ZM154 135V136H153ZM15 136V137H14ZM31 136V137H30ZM35 136V137H34ZM37 136V137H36ZM56 136H61V137H63V138H60V139H58V137L57 138H55ZM73 138H75V136H77L78 138H80V139H78L77 137L74 139V141L71 143V139H72V137ZM80 136V137H79ZM84 136V137H83ZM108 138H110V139H108ZM116 136V137H115ZM136 136H137V138L139 139V140H137V138H136ZM144 137V138H141V137ZM157 136V137H156ZM91 137V136H90ZM120 137V136H119ZM118 137V139H120ZM146 137H148V138H146ZM6 138V139H5ZM84 138H85V140H84ZM135 139V142H134V139ZM18 139V140H17ZM21 139V140H20ZM59 140V146L58 145H55V142H58V140ZM77 139L78 140H80L81 141V143H80V141H78V143H77ZM101 139V140H100ZM103 139H105V140H103ZM106 139H108V140H106ZM131 139H132V141H131ZM241 139V140H240ZM20 140V141H19ZM46 140V141H47ZM137 140V141H136ZM141 140V141H140ZM144 140V141H143ZM148 140V141H147ZM4 141H6L5 142V144H4ZM69 141H70V144L71 145H73V146H71L70 144H69ZM139 141V142H138ZM152 141V142H151ZM252 141V142H251ZM255 141V142H254ZM3 142V143H2ZM17 142V143H16ZM61 142H63L62 144H61ZM76 142V143H75ZM83 142V143H84ZM101 142V143H102ZM130 142V143H129ZM9 143V144H8ZM20 143V145H18ZM52 143H54V144H52ZM153 143H155V144H153ZM4 144V145H3ZM16 144V145H15ZM74 144H78L77 145V147L75 148L74 147ZM81 144V145H80ZM85 145H86V143H84ZM3 145V146H2ZM6 145H8L7 147H6ZM43 145L45 146V147H43ZM53 145H55L54 147H53ZM60 145L63 147L62 149H65V148H67L66 150H67V154L68 155H66V154H64V153H62V154H60L61 152H63L64 150H62V149H60ZM64 145H66L65 146V148H64ZM68 145H70V146H68ZM111 144H109V147H111V150H112V148H114L113 147V144L110 146ZM5 146V147H4ZM16 146V147H15ZM59 148H58V147ZM87 146V145H86ZM91 146V145H90ZM128 146H129V148H128ZM55 147H57V148H55ZM72 147H74V149L72 148ZM78 147V148H79ZM126 147V148H125ZM5 148V149H4ZM72 150H71V149ZM243 148H245V149H243ZM248 148H250L249 150H248ZM253 148V149H252ZM13 149V150H12ZM53 149H57V151H55V150H53ZM80 149V148H79ZM58 150H59V153H58ZM78 150V149H77ZM129 150H131L130 152H129ZM241 150H242V152L243 151H245V152H241ZM251 150L253 151V152H251ZM55 151V152H54ZM61 151V152H60ZM73 152L72 153V155H74V156H72L71 155V152ZM79 151V150H78ZM115 151V149H113V151H110L111 152V155L113 154L112 152H114ZM128 151V152H127ZM45 152V153H44ZM53 152H54V154H55V156H54V154H53ZM65 152V151H64ZM75 152H77V151H75ZM58 153V154H57ZM66 153V152H65ZM69 153H70V155H69ZM5 154V155H4ZM78 154V153H77ZM240 154V155H239ZM246 154V155H245ZM249 154H251V155H249ZM8 157H7V156ZM58 155V156H57ZM131 155V156H130ZM134 155V156H133ZM242 155V156H241ZM244 155V156H243ZM254 155V156H253ZM10 156V157H9ZM53 156H54V158H53ZM61 156H63V157H61ZM67 156V157H66ZM69 156V157H68ZM72 156V157H71ZM166 156H168V155H160L159 157H156V158H154L153 160V166H155V168L156 169H161L160 168V165H161V161L163 162V159L166 157ZM189 156V157H188ZM5 157H7L6 159H5ZM67 159V160H65V158ZM191 157V158H190ZM228 157V158H227ZM234 157L235 158H238L237 159V161H236V159H234ZM242 157H245V158H242ZM246 157H248V158H246ZM14 157H12V159H13ZM61 159V164H60V159ZM70 158H71V160H70ZM74 160H73V159ZM107 158H108V160H107ZM131 158V159H130ZM158 158V159H157ZM163 158V159H162ZM230 158V159H229ZM58 159H59V161H58ZM100 159H102V157H100ZM144 161L142 160V163H140V165L141 164H144L145 163V161L146 162H148V161H150V160H152L151 158H150V156L148 155V157L147 156H145L144 157ZM148 159V160H147ZM150 159V160H149ZM157 159V160H156ZM228 159V160H227ZM234 159V160H233ZM241 159V160H240ZM245 161V159L247 160V161H243V160ZM47 160V161H46ZM55 160H57V161H55ZM129 160V161H128ZM132 160L133 161H135L134 163L132 162ZM187 160L190 162V163H194V162H196V159H195V157L193 158V155H187ZM208 161H206V165L207 166H209V167H211V163H212V161L210 160V159H207ZM230 160L232 161V162H230ZM240 160V161H239ZM44 161V162H43ZM52 161H53V163H55V162H57L56 164H51L52 163ZM63 161V162H62ZM64 161H66V163L68 162L69 164H70V168H71V166H72V168L70 169V168H68L69 167V165L67 164V166L65 165V163H64ZM70 161V162H69ZM75 161V162H74ZM101 161V162H100ZM156 161H159V166H156V164H157V162ZM244 163H246V164H244L245 166H248L249 164L251 165H249L250 167H245L244 168V166H242L243 165V162ZM40 162V163H39ZM41 162H43V163H45V162H47L46 164H50L48 167L49 168H47V166H46V164H44V165H40V164H42ZM58 162H59V164H58ZM74 162V163H73ZM103 162V163H102ZM128 162H129V165H128ZM132 162V163H131ZM250 162V163H249ZM31 163H32V165H33V163H34V166H32L31 165ZM38 163H39V165H38ZM64 163V164H63ZM73 163V164H72ZM99 163V164H98ZM104 163H105V165H104ZM156 163V164H155ZM227 163H228V165H227ZM232 163V164H231ZM241 163V164H240ZM251 163H253V164H251ZM78 164V165H77ZM157 164V165H158ZM240 164V165H239ZM36 165V166H35ZM55 165H57V166H55ZM65 165V166H64ZM99 167H98V166ZM104 165V166H103ZM134 167H133V166ZM238 165V166H237ZM40 166V167H39ZM41 166H44L43 167V169H42V167ZM53 166H54V168H53ZM61 166V167H60ZM118 166V167H117ZM129 166L131 167V168H129ZM227 166V167H226ZM229 166V167H228ZM34 167H36V168H34ZM52 167V168H51ZM63 167V168H62ZM65 167H67V169L65 168ZM87 167H90V168H92V170L89 168H87ZM102 169H101V168ZM116 167H117V169H116ZM133 167V168H132ZM137 167V168H136ZM235 168V169H233V168ZM252 167H254L253 169H257V172L255 173L254 172V170L252 169ZM20 169V170H18V169ZM24 168H25V170H24ZM51 168V169H50ZM78 168H79V170L81 171L80 173H79V171H78ZM99 168L102 170V172H100L99 171ZM125 168H126V170H125ZM226 168H230V169H227L228 170V172H227V170H226ZM237 168H239V169H237ZM247 168L249 169V170H247ZM28 169H30L29 171H27ZM38 169V171L36 172V170ZM46 169V170H45ZM85 171L84 169H86V171H85V174H83L84 172L82 171ZM96 169H98V170H96ZM130 169H132V172H131V170ZM240 169L241 170H243V172L241 171V173H239L240 172ZM244 169H246L245 171H244ZM250 169H252L251 171H253L252 173H250L251 171H250ZM23 170V171H22ZM42 170H45V171H43L42 173H40ZM88 170H91L92 172H94V173H90L91 175L90 176H92V177H90V178H88V176H86L87 175V172H88ZM194 170V171H193ZM230 170V171H229ZM235 170V171H234ZM2 171H3V173H2ZM49 171V173H52V172H50ZM91 171H89V172H91ZM133 171H135V172H133ZM144 171V172H143ZM238 171V172H237ZM248 171H250V172H248ZM28 172H30V173H28ZM74 172V173H73ZM75 172H76V174H75ZM78 172V173H77ZM83 172V173H82ZM130 172L132 173L131 175H130ZM192 173H195L196 172V170H195V168H193L192 169V171H191ZM259 172V175H256V176H259V177H256V176H254L255 174H257ZM127 175V177L126 178H128V183H129V185H130V187H127V188H124L123 190H119V191H117L116 189H115V186H116V184L119 182V180H120V178H122V177H124V176H126L125 174ZM133 173H135V174H133ZM210 173H212V174H210ZM243 173V174H242ZM253 173H255V174H253ZM25 174H27L28 176H25ZM29 174L31 175V174H33V175H35L36 177H37V179L32 175V176H29ZM37 174V175H36ZM40 176H39V175ZM81 174V175H80ZM99 174V175H98ZM123 174V175H122ZM176 174V175H175ZM252 174V175H251ZM3 175V176H2ZM22 175V176H21ZM101 175V176H100ZM102 175L104 176V177H102ZM133 175V176H132ZM249 175H251V176H249ZM24 176V177H23ZM40 178H39V177ZM72 176V177H71ZM74 176V177H73ZM77 176H81L80 177V180H79V177H77ZM143 176V177H142ZM254 177V179H253V177ZM23 177V178H22ZM29 177H32L31 179L29 178ZM84 177H86V178H84ZM131 177H134V179H132ZM136 177V178H135ZM251 177H252V179H251ZM256 177V178H255ZM24 178H26V179H24ZM34 178H35V180H34ZM70 178V179H69ZM83 178V179H82ZM33 179V180H32ZM40 180V182H41V184H43V187L40 185V182H39V180ZM42 179V180H41ZM75 179V180H74ZM85 180V181H82V180ZM88 179V180H87ZM146 179V180H145ZM246 179V180H245ZM19 181L18 183L17 182H13V181ZM24 180V181H23ZM29 180H31V181H29ZM70 180V181H69ZM77 180H79V181H77ZM131 180H132V182H131ZM135 180V181H134ZM241 180V181H240ZM35 181V182H34ZM73 181V182H72ZM89 181V182H88ZM146 181H148V182H146ZM173 181V182H174ZM209 181H210V183H209ZM10 182V184L8 185V183ZM28 182H32V183H30V184H28V185H26ZM76 184H75V183ZM135 182V183H134ZM218 182V183H217ZM18 185H17V184ZM24 183V184H23ZM74 183V184H73ZM85 183V184H84ZM134 183V184H133ZM143 183V184H142ZM146 183V184H145ZM148 183V184H147ZM254 183V184H253ZM23 184V185H22ZM37 184H39L38 186H37ZM89 184V185H88ZM109 184V185H108ZM133 186H132V185ZM137 184V185H136ZM141 184V185H140ZM205 184V185H204ZM8 185V186H7ZM22 185V186H21ZM73 185H74V187L75 188H73ZM139 185V186H138ZM3 186H5L4 188L6 189H4L3 188ZM15 186V187H14ZM20 188H19V187ZM26 186V187H25ZM80 186V187H79ZM137 188H135V187ZM193 186V187H192ZM1 187V186H0ZM20 189V191H22L21 193H20V191H18L19 189ZM24 189H23V188ZM78 187V188H77ZM113 187V188H112ZM132 187H133V189H132ZM141 187V188H140ZM23 190H22V189ZM37 188H39V189H37ZM84 188V189H83ZM140 188V189H139ZM162 188V189H161ZM15 189H17V190H15ZM127 189V190H126ZM132 189V190H131ZM168 190L169 191V194L168 193H165V190ZM185 189H187L188 190V195L187 196H184V197H182V192L185 190ZM9 191V192H8ZM15 191H18V192H15ZM74 191H75V194H74ZM122 191V193L121 194H119L120 192ZM125 191V192H124ZM126 191L128 192V194H126V195H124L125 193H126ZM138 191V192H137ZM155 191H157V192H155ZM167 191V192H168ZM118 192V193H117ZM174 192V193H173ZM202 192H204V193H202ZM19 195H18V194ZM84 193V194H83ZM166 195H165V194ZM4 194V195H3ZM9 194V195H8ZM14 194V195H13ZM16 194V195H15ZM138 194V195H137ZM37 195V194H36ZM80 195V196H79ZM82 195V196H81ZM86 195H89V196H86ZM94 195V196H93ZM133 195V196H132ZM135 195H136V197H135ZM190 195V196H189ZM118 196H120V198H121V200H118L119 199V197ZM125 196V197H124ZM146 196V197H145ZM170 196V197H169ZM17 197V198H16ZM20 197V198H19ZM33 197V198H32ZM85 197V198H84ZM88 197V198H87ZM139 197V198H138ZM160 197H162V198H160ZM23 198V199H22ZM89 198H92V199H89ZM123 198V199H122ZM147 198V200H145ZM165 198V199H164ZM200 198V199H199ZM16 199V200H15ZM17 199H21V201L20 200H17ZM74 199V200H73ZM86 199V200H85ZM167 199V200H166ZM9 200H11L12 202H13V205H12V203H10L9 202ZM16 202H18V203H16ZM23 200V201H22ZM84 200H85V202H84ZM88 200V201H87ZM125 200V201H124ZM139 202H138V201ZM145 200V201H144ZM153 200V201H152ZM155 200H159V207H158V212L155 210V209H153V207H154V203H155ZM163 200V201H162ZM165 200V201H164ZM124 201V202H123ZM145 203H144V202ZM156 201V202H157ZM5 202H7L8 204H10V205H7V204H5ZM23 203L22 205H21V203ZM72 202L74 203V204H72ZM81 202H83V203H81ZM141 202H143V203H141ZM164 202H167V204H169V205H167V206H165L164 205ZM88 203V204H87ZM68 205V206H67ZM72 205V206H71ZM144 205V207H145V209L142 211L141 210V208L140 207H142ZM13 206H15L14 208H11V207ZM117 206V207H116ZM67 207V208H66ZM72 207V208H73ZM100 208H103V209H100ZM104 208H105V212H107V213H105L104 211H99V210H104ZM106 208H108V209H106ZM110 208V209H109ZM5 209V210H4ZM11 209V210H10ZM165 209V210H164ZM176 209V210H175ZM4 210V211H3ZM10 210V211H9ZM97 210V211H96ZM111 210V211H110ZM115 211V212H113V211ZM119 210V211H118ZM126 210V211H125ZM130 210V211H129ZM108 211H109V213H108ZM120 211H121V213H120ZM133 211V212H132ZM146 211V212H145ZM163 211H164V213H163ZM167 211H169L171 214L173 213L174 215H176V216H185V217H187V219L190 221V235H189V237H190V240H191V245H187L185 242L182 244V245H180L179 247H177V249H175L174 251H172V252H170L169 251V247L172 245V246H174L173 244H172V242L171 241H169V240H167V239H163V240H161V241H159V243L156 245V246H153V243L157 240V238L155 237V236H149V233L146 231V230H144V229H140L138 232L136 231V228H137V223H138V221H141L142 219V222L145 220V221H147V223L149 222V225H150V223H151V221H153V220H155L156 219V217H157V214L159 215V217L158 218H162V217H165L166 216V214H167ZM189 211V212H188ZM13 212H11V213H13ZM97 212H102L103 213V215H105L106 217H108V216H110V215H112L113 213H115L116 214V212H118L116 215H112V216H115V218L117 219H119V223H120V226H122V227H124V228H127V231H126V235H125V237H127L126 239H127V245H126V247H128V246H130V247H132V248H130V247H128V249L127 248H124V249H122L121 250V252H120V255H117V253L115 252V247L112 245V244H110L111 243V239H108L110 236H107L109 233H111L112 232V226L113 225H109V227L108 228H100L99 226H97L96 224H95V219H93V218H95V216L97 215L96 213ZM157 212V213H156ZM177 212V214H175V213ZM112 213V214H111ZM139 213V214H138ZM181 213V214H180ZM96 214V215H95ZM107 214V215H106ZM108 214H110V215H108ZM120 216H119V215ZM136 214V215H135ZM140 214L143 216V218H142V216H140ZM152 214V215H151ZM95 215V216H94ZM118 215V216H117ZM165 215V216H164ZM117 216V217H116ZM151 216V217H150ZM162 216V217H161ZM111 217V216H110ZM146 217V218H145ZM114 217H112L111 219L113 220V221H111V224H113L112 222H114L115 223V221H116V219H115ZM140 218H142V219H140ZM1 219H0V224H1V226H0V230H1V227H2V221H1ZM118 219H117V221H118ZM129 219H131V220H129ZM134 219H137V220H134ZM140 219V220H139ZM134 221V222H133ZM145 221L143 222L144 223V226H145ZM128 222H129V224H128ZM89 223H91L90 225H89ZM93 223V224H92ZM146 223V225L148 226V224ZM133 224V225H132ZM211 224H213V225H211ZM93 225H94V228H93ZM125 225H126V227H125ZM128 225H129V227H128ZM204 225H206V226H204ZM232 225H234L233 227H232ZM87 226V227H86ZM91 226H92V228L93 229H95L96 228V226H97V230L95 229V230H93L92 228H91ZM203 226V227H202ZM210 226V227H209ZM230 226V227H229ZM84 227H85V229H84ZM88 227H89V229H90V231H89V229H88ZM209 229H208V228ZM213 230V232H211V229ZM228 228V229H227ZM229 228H231V230L229 229ZM86 229H88V230H86ZM99 229V230H98ZM101 229V230H100ZM111 229V230H110ZM134 229V230H133ZM201 229H203V230H201ZM207 229V230H206ZM92 230H93V232H92ZM106 230H108V231H110V232H106ZM200 230H201V232H200ZM204 230H205V232H204ZM208 230H210V232H211V236L209 235L210 234V232L208 231ZM55 231H58V225L56 226V228H55ZM95 231H96V233H95ZM99 231H100V233H102V236H101V234H99ZM102 231V232H101ZM104 231H105V234H104ZM130 231V232H129ZM144 231V232H143ZM251 231H253L254 232V234H252V232ZM255 231H257V232H255ZM91 232V233H90ZM141 232H143V233H141ZM208 232V233H207ZM88 233V234H87ZM141 233V234H140ZM199 233V234H198ZM202 233V234H201ZM86 234V235H85ZM93 234V235H92ZM96 234H99V235H96ZM103 234L105 235L104 236V240L105 241H109L108 243H109V245H107L106 244V242L101 238V237H103ZM107 234V235H106ZM140 234V235H139ZM248 234H252L251 236L250 235H248ZM258 234H260V235H263L262 237L260 236V235H258ZM89 235V236H88ZM93 237H92V236ZM110 235V234H109ZM130 235V236H129ZM147 235V236H146ZM225 235L227 236V238H225ZM233 235V236H232ZM236 235V237L237 238H239V239H237L236 237H234ZM238 235V236H237ZM247 235V236H246ZM101 236V237H100ZM132 236H134V237H136V238H134V237H132ZM140 236V237H139ZM208 236V237H207ZM223 236H224V238H223ZM228 236H232L231 238H229ZM246 236V237H245ZM259 237V238H257V237ZM2 237V236H1ZM0 237V240L2 239L3 240V237L1 238ZM88 237V238H87ZM100 237V238H99ZM107 237V238H106ZM152 237V238H151ZM192 237V238H191ZM202 237V238H201ZM255 237V238H254ZM53 238V237H52ZM54 238H56V236H54ZM85 238L87 239V240H85ZM94 240H93V239ZM237 240H236V239ZM68 239H69V241H70V239H71V241H70V243H68ZM91 239V242L89 241ZM108 239V240H107ZM203 239V240H202ZM223 239V240H222ZM231 239V240H230ZM251 239V240H250ZM253 239V240H252ZM255 239V240H254ZM66 240H67V242H66ZM103 240V241H102ZM148 240V241H147ZM149 240H150V242H149ZM228 240H230V241H232V242H230V241H228ZM249 240V241H248ZM8 242V240H5V242ZM205 241V242H204ZM228 242V244H225L224 245V243L225 242ZM235 241H237V243H235ZM256 241V242H255ZM73 242V243H72ZM91 243V244H89V243ZM103 242V243H102ZM226 242V243H227ZM242 242H244L243 244H242ZM102 243V245H100ZM104 243L107 245V248H105L106 247V245H104ZM128 243H129V245H128ZM132 243L134 244V245H132ZM223 244V245H221V244ZM252 243V244H251ZM253 243H255V244H253ZM137 246H136V245ZM170 244V245H169ZM198 244V245H197ZM200 244V245H199ZM207 244V245H206ZM239 244V245H238ZM242 244V245H241ZM250 244H251V246H250ZM260 244V245H259ZM89 245H92V246H89ZM111 245V246H110ZM197 245V246H196ZM238 245V246H237ZM69 246V247H68ZM101 246H104V247H102V248H104V249H102L101 248ZM109 246V247H108ZM223 246V247H222ZM237 246V247H236ZM241 246V247H240ZM244 246V247H243ZM18 247V249H16V250H19V251H21V252H19L18 251V253H23V252H26L27 250H29V249H25V247L24 246H17ZM16 247V248H17ZM87 247L89 248L87 251L88 252H86V249H87ZM93 247V248H92ZM110 247H112V249L110 248ZM114 247V248H113ZM133 247H135V248H133ZM139 247V248H138ZM188 247V248H187ZM225 247V248H224ZM20 248V249H19ZM65 248V249H64ZM167 248V249H166ZM221 248V249H220ZM238 248H241V249H238ZM242 248H244V249H242ZM15 249V248H14ZM25 249V251H23V250ZM67 249V250H66ZM83 249V250H82ZM85 249V250H84ZM108 249V250H107ZM114 249V250H113ZM126 249V250H125ZM131 249H133V250H131ZM138 249H140V250H138ZM186 249H188V250H186ZM202 249H204V250H202ZM225 249V250H224ZM124 250V251H123ZM131 250V251H130ZM136 250V251H135ZM142 250H143V252H142ZM150 250H153V254H150V255H148V253L150 252ZM223 250V251H222ZM237 250V251H236ZM241 250H244V251H241ZM41 251H42V247L39 249V251L37 252V254H40L41 253ZM44 251V252H45ZM114 251V252H113ZM125 251H126V254H125ZM176 251V252H175ZM189 251V252H188ZM216 251V252H215ZM219 253H218V252ZM221 251V252H220ZM240 252L241 253V257L238 255V254H240V253H236V252ZM123 252H124V255H123ZM130 253V255L128 254V253ZM133 252H134V255H133ZM135 252L137 253V254H135ZM184 253V254H183ZM197 253H198V255H197ZM204 253V254H203ZM217 253V254H216ZM243 253V254H242ZM199 254H200V256H199ZM225 254V255H224ZM232 256H231V255ZM252 255V257H249V255ZM50 257H49V256ZM136 255H138V257L136 256ZM140 255H142V257H145V259L144 258H142V257H140ZM192 255V256H191ZM202 255H204V256H202ZM206 255H208V256H206ZM218 256V257H217ZM227 256V257H226ZM243 256V257H242ZM47 257H49L48 259H47ZM52 257V258H51ZM57 257H58V259H57ZM125 257V258H124ZM137 257V258H136ZM147 257V258H146ZM148 257H150V258H148ZM180 258L179 259V261L177 262V261H174V262H172L171 261V258L173 259H177V258ZM184 257H185V259H184ZM197 257H201V258H197ZM211 257V258H210ZM237 257V258H236ZM240 257V258H239ZM51 258V261H49V259ZM59 258H60V260H59ZM80 258V259H79ZM134 258H136V259H134ZM142 258V259H141ZM155 258H156V260H155ZM158 258V259H157ZM207 258V259H206ZM126 259V260H125ZM169 259V260H168ZM191 259V260H190ZM240 259V260H239ZM252 259V260H251ZM34 260V261H33ZM43 260V261H42ZM45 260V261H44ZM47 260V261H46ZM159 260H161V261H159ZM182 260V261H181ZM202 260V261H201ZM225 260V261H224ZM250 262H249V261ZM2 261V262H1ZM49 261V262H48ZM139 261H142V262H139ZM158 261V262H157ZM191 261V262H190ZM247 261V262H246ZM252 261H254V262H252ZM55 262V263H54ZM137 262V263H136ZM188 262V263H187Z\"/></svg>", "mask_w": 264, "mask_h": 264}]
</instances>
